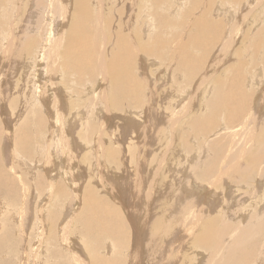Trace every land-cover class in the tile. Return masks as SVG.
<instances>
[{"label":"rangeland","instance_id":"obj_1","mask_svg":"<svg viewBox=\"0 0 264 264\" xmlns=\"http://www.w3.org/2000/svg\"><path fill=\"white\" fill-rule=\"evenodd\" d=\"M22 1H23V5L20 3ZM28 1H30V0H21V1L20 0H10L9 2H10V5L12 4V6H10L7 9V7H4V8L1 7L3 2L0 0V4H1L0 5V22H1V20L3 22V24L0 23L1 24V26H0V37H1V39H0V60H1L0 65H3L4 63H6V65L5 64L3 65V66H5L4 68L0 66L1 67L0 68V73H1V75H0V89H1L0 93L3 89L8 88V86H7L8 84L10 85L14 81L18 82V83L14 82L15 83V84L13 83L14 85L18 84V86L21 87L22 91L26 92L25 89H23L21 86L22 85L21 77H24V73L20 72L23 70L22 65L20 63H17L16 67H18V68L15 67V69H16L15 70V69H13L12 64H10L11 62H13L12 61L13 55H11L13 53L12 48H15V46L17 48L19 46V44L15 43L16 45H14L9 34L12 32L10 35L13 38L14 31H16L15 32L16 35L19 34V36L23 33L22 34L23 36L21 35L22 39L25 37L26 38L30 37V40L35 39V38H33L32 35L33 34L36 35V31L34 30V28L31 29L32 27H30V26H32L31 23H33V20L35 18V12L33 11L32 14L30 13V15H29V13H28L29 11H27V10L34 8L33 6L35 4L32 5L31 3H33V2L30 1L31 2L30 3ZM108 1L109 0H107V3H108ZM123 1L122 0H112V2L111 1L109 2V5L107 4L109 12L111 14L108 12V10H106L105 16H108V14L113 16V17H111L112 21L110 20L108 22L109 27L112 29L108 28L111 31L107 30L105 27L106 24H104V29H106V30H103V31L107 34L111 33L113 31V28L115 31H117L116 30V29H118L117 25H119L120 20H121L120 17L118 16L119 12L122 13L124 11L122 13V17H124V21L127 23V17L130 16L131 20L128 21V23H131L132 19L135 22L134 29L129 31V32L132 31L130 33V36H131L130 38H132L133 35L135 37V35L141 31L140 27H138V24L136 21V16H137V14L140 13V8L143 7L144 5L142 4V0H134V1L123 0ZM149 1H151V0H149ZM166 1L171 2L172 0H166ZM191 1L192 0H186V1L185 0L184 1L183 0H176V3L174 4L173 8L175 10L177 7V11H175V12H181V13H173L172 12L173 14L172 13L171 14L174 16L172 18H174L176 20H181V19L186 20L187 19L186 16H189L191 21H192L193 15H199V14H193L190 16L191 11L188 8H189V5L191 4ZM248 1L249 0H247V2ZM94 2H95V0H94ZM134 2H136V3H134ZM20 4H21V6H20ZM248 4H249L248 7L246 5L243 6L242 12H245L248 8V10L250 9L252 11V15L255 12L260 13L259 17H261V20H262L264 18V0H250ZM196 5L197 4L194 3L193 7L195 8ZM245 6H246V8H245ZM71 7H73V6L70 4L69 10H68L69 13H70V11L73 10V8L70 9ZM132 7H133V9H132ZM117 8L119 10L121 9L123 11L121 12L118 10V12H117ZM166 9H171V8H166ZM166 9H165V11H166ZM196 9L197 8H195V11H196ZM4 10H6V12ZM129 10L131 12H129ZM24 11H26V12L24 13ZM87 11H88L87 12V19L89 20V15L92 12L90 10H87ZM132 11H133V13H132ZM165 11L159 10V8H158L155 10L154 13L157 15L160 14L161 17L164 14L163 15V17H164L165 14L167 13V11H166V13H165ZM236 11H239V10H235V12ZM57 12H58V10L56 11V14H55L56 15L55 16L56 22L54 21V25L57 22H60L63 24L65 23V25H66L65 19H68L70 17L69 15H71L72 12L70 14L68 12H66L67 14H65V15H67V18H66V16L63 17L60 14L62 16V19H60L61 16L58 15ZM158 12H159V14H158ZM54 13H55V11H54ZM59 13H60V11H59ZM168 13H170V12H168ZM168 13L166 14L165 17L169 19ZM222 13L224 14V12H221V14ZM33 14H34V16H33ZM114 14H115V16H114ZM220 16L221 15H219L217 20H220L222 18V20H221L223 22L222 28L224 30V31L220 30V32H223L225 35L222 33L223 35L220 36L221 38H218V36H217V42H219V43L212 45V46H214L213 48L211 46L212 50L209 48L212 52L211 54L209 52V49L207 51V53L209 52L208 54H210V56L207 55V53H205L206 51H203V53H204V54L202 53L203 55L209 56L208 57L209 61L207 60L208 61V62H206L207 64L204 63L205 66H203L202 68H199V65H198L193 70L185 69V70H179V71L176 70L175 71L171 67V62L170 61L167 62V60L164 59L163 64L159 65V69L154 71L151 68V66L148 65V61L145 60V59H147V57H144L145 59L143 58L144 53L142 55H140L141 53L139 54L140 55L139 58L142 57V59H143L141 63L146 64L149 69L147 68L148 72L145 73V77H144L145 80L146 79L147 80L143 82V84L147 85V86L143 85L146 88L143 87L142 88L143 90L140 91L141 94H140L139 98H141V96H142V101H141V99L136 100V103H134V105L132 104L133 102H131V104L129 102L130 101L129 99L134 97L130 90L128 91L129 98L127 100L121 99L120 102L114 103V105H113V103L111 102V99L108 97L109 94L111 95L110 90H112V85L109 83L108 80L106 81L104 79L105 81L102 83V88L104 86V100L106 99L105 100L106 104H107L106 106L111 108L110 110H109V108L105 107V105H103V107L100 106L98 98L96 99L98 101H95L94 96L97 93V92L95 93V90H93V92L91 93L89 91L82 89L83 87L81 85H79V83L77 81L78 77H79L78 74H76L77 75V78H76L75 76L71 75L69 73V71L68 72L66 71L67 73H69V75L66 72H64V73L56 72V74H57V76H56V74L54 72L55 67L53 68V70L49 71V72H51V75L49 73H47V75L44 74L47 77V83H46V85H43L44 86L43 88H45V90H47V91L49 90L48 94H50L49 98L51 99L49 101H51L53 104L56 103L55 106L57 108L60 105L58 103L59 102V99L57 98L58 95H59V97H61V96L63 97L64 94H65V96H66V94H68L65 87L69 86L71 88L72 92L75 93L76 95H77V92H79L80 90L83 92L79 95V98H82V99L78 100V102H76L77 101L76 97H73V98H68L67 96H66L67 98L65 97V101L66 102L69 101V106H74L73 105V103H74V104H77V106L79 105L78 107H82V108H80V109L77 108V110L78 111L80 110L79 112H81L80 114H79V112H78V114L76 113L77 117L75 116L76 121L79 119V116H80L79 123L76 122L77 128L75 125H73V127L71 128L72 131L70 130V131H66V132L63 131L64 133L62 132L63 135L66 133L67 137H69L68 139H66L67 141L65 143V144H68L69 146L68 145L65 146V144H63V143L62 144L60 143V146H58L59 145V143H58V145H56V146H58L57 149L59 147H61V145H62V147L58 149V151L60 152L59 154H58V152H56L55 154L51 155L50 152L48 151V147L46 145V142L48 141V137H49L50 132H47L46 134H44L45 136H42V139H41V137L38 136V134L34 131V129H36V126H35V124H33V121L36 119L38 120V117H39L38 108L35 105H33L31 107H27L26 103H24L25 106H23L22 101H25V100H22L21 105H20L18 93L15 96V93L13 91H11V92L14 93V95L12 93H10V95L12 94L11 96L9 95V98L11 100H8V102L11 101V103H12L10 105L11 107L9 106L8 102L4 103V106L6 108H8L9 110L11 109L10 110L11 115L13 114L12 117L10 116V120H12L13 122L12 123L9 122V123H11V125L14 127V123L16 122V125L14 128H16L17 126L18 127L20 126V128H18V130L20 129L19 132H21V133L19 134V132H18V134H17L20 136L23 132L22 127L26 126L25 125L26 123L29 124L30 128H28V126H26L28 128L26 132L29 131V135L27 134L28 135L27 144H29L28 147L26 148L27 150H25V148L23 146H22L23 149H21V147H20L21 144L26 142V141L19 142L20 139L22 138V136H24V138L26 136L22 134L21 137L19 136L20 137V139H19L18 136L15 134V131H17L16 129L13 133V140L15 142L16 139L18 138L17 142L14 143V144H16V148H18V149H17V152H16V150H14L15 148L12 149L13 148V144H11V143H13L11 141L12 135H11V133L8 132V129L10 127L9 128L7 127V126H9V123H8L9 120H7V115H6L8 113L5 114V112H3L4 108H3V105L1 104V103H3V101L0 102V104H1L0 105V110H1L0 111V119H1L0 120V127H1L0 128V132H1L0 133V140H1L0 143H2V147L0 145V151H1L0 154L2 155V156H0V167L2 166V168H4L6 171H8L10 173V175L16 180V182L14 181L15 183L11 181L7 186L0 185V204H1V199L4 202L6 201L5 204H7V201H8V203L10 201H12L13 196H14V197H16V198H14L16 201H15V206L14 205L13 206L15 208H17V206H22V205L24 206V207L18 208V209L23 210L22 219H24V216H25V219L22 220V225H21L22 227L20 229H22L24 232L26 226L28 227V229H27L28 242H30V240L32 239V235L35 232V229H42L43 228L44 229V231H43L44 232V239L46 240L47 236L49 235V232H51L53 230V227H54L55 230H53V233H55V239H47L44 242V245L42 246V248L44 246H46L47 250H51L53 247H55L56 249H60L62 252H64L65 248L59 243V239L62 236L66 235L65 229H67L66 227L68 226V224H70L69 225L70 229L68 231H70V233L72 235H71V239H69V240L71 243L74 244V248L76 250H78L77 248L81 247L79 253L82 254V256L84 255L83 252L85 253V250L83 247H85L88 250H92L95 247H97V251H99L100 249L105 250L106 248L110 247V242H112V244L114 245V247L117 250H120L123 248L122 249L123 252L122 253L116 252L117 254L114 256L113 255L114 252L110 251L111 253L107 254V255H112V257H114V258L117 257L118 258V259L116 258L117 260H119V258L124 259L125 262L123 264H125V263L126 264H138L139 263L140 264V261L141 262L144 261L141 264H146V263L147 264H150V263L151 264H205V263L207 264V262L209 264H213V263H216V261L218 262V260H220V259H221V261H219L217 264H223V263L224 264H226V263L234 264L235 263V262L233 263V261L231 259H229V256L231 257V255L227 253L228 249L231 250V245L229 246V244L235 243L234 240L236 238H238V237L242 238L243 237V234H242L243 232L240 233L241 231H239V230H241L243 227L246 228V225H248V223L250 222L249 219H251V217H254V216H252L254 212H255L254 214H256L257 210L263 211V207L261 206L260 203L262 202L261 200L264 199V192L262 194V191H261V194L263 196L259 193V195L256 194L257 196L255 195L253 197L248 193H250L252 191V189L254 191H256L258 188L264 190V183H263L264 182V175H262L264 173H263V171H261L262 173L260 172V170H263V168H264V164H263L264 160H262V159H264V154H263V156H260V157L257 156V152H259L260 148L262 150H264V148H262L264 145L260 147L261 142L264 139V133H263L264 132V113H263L264 108H262L263 110L259 112L260 117L256 116V118H254V116L251 115L252 113L249 110L255 106L254 103H256V99L254 102V97L259 93L258 91H261V89H262V92H261L262 95H260V96H262V97H258V95H257V97H258V101L262 98V100L260 101L261 104L259 103V105L260 106L263 105V107H264V91H263L264 90V82H262L261 84L259 82L256 83L257 86L260 85L259 89L254 84H251V83H253L254 79L250 81L251 83L249 81H247V85H244L247 92L249 90L250 91L255 90V92H250V93H252V94L254 93V94L251 98V101L248 102L249 104H247L248 105L247 108L251 114H249V113L247 114L249 117L247 115H242V117H239L237 119L234 117L235 119L234 118L233 119L235 121L238 120L239 122L234 123L235 124L234 125L232 123L235 121L234 120L231 121L230 123H228V125L230 124L229 125L230 128L227 127L226 122L223 120L224 119V117H223L224 113H219L218 112L219 109L216 110V107H218V105H220V106L222 105L224 108H227V107H225L226 105L224 106L222 103L218 104V100L220 98H223L221 94H223V96L225 98V95H224L225 92L224 91H227L226 92V95H227V93L232 90L231 87H230L231 89L228 88V85L229 86H233V85L227 84L228 82L230 83V79L232 77L230 76V78H227V76H226L228 82L225 84L223 83V86H221V87L218 85H220V82L222 83V82L227 81V80H225L224 76L227 74L229 76V74H230L225 69L226 67L228 68L229 65H227V64H229V62L235 66V64L238 62H240V63L244 62L243 64L245 65V63H247V61H249V59L252 55L251 48L249 50H247L249 43L256 42V45H258L259 43L262 42L260 45L264 44V21H261L259 18L257 20L256 19L257 16L255 15L254 19H256L257 22H255L251 26L249 22H248L249 23L248 24L246 21L242 20V17L240 18V16H241L240 13H237V18H236L237 22L236 23H238V25L236 23H234L233 25H229L225 22V18L223 19L222 16L220 18ZM209 17L211 19H214L217 16L214 17L213 13H212V15H210ZM21 18H22V20H21ZM117 18L120 20H118ZM27 20L30 21L29 28L24 30V27H25L24 23L26 24ZM63 20H64V22H63ZM124 21L122 23L123 25H124ZM191 21H190V23H191ZM153 22H155V20ZM4 23H6V25H4ZM160 23H162V22H160V20H157L156 23H154V25H157ZM63 24L61 25L62 27H63ZM91 24H93V23H91ZM3 26H5L7 28L4 27L5 28V30H4ZM61 26L58 28L59 31L62 28ZM232 26L234 27L233 28L234 30H231ZM47 27H48V25H47ZM99 27H101V25ZM136 27L140 31H138V29ZM236 27L237 28L240 27V28L236 29ZM227 28H230V30ZM12 29H14V31ZM6 30L9 31L8 32L9 34L7 33ZM22 30H24V31H22ZM43 30H44L43 34L45 35L46 34L45 28H43ZM47 30H48V28H47ZM3 31H6V32H3ZM126 31L127 30H125V32ZM189 31H191L190 28H188V30H187V28H184V30H183L184 34H183L182 39H183V41L184 40L185 41L184 42L181 41V42H183L182 44L188 46V48H186V49L189 50L188 52H190L191 55H193L195 57L194 60L196 61L197 57L200 56L199 54H201V52H200V49L198 47L193 48L191 46V44H189V43L187 44V39L190 36L187 38L186 37L187 35H185V32L187 34V32H189ZM248 31H249V33H248ZM32 32H34V33H32ZM154 32L157 33V29H154ZM220 32H217V33L219 34ZM245 32H247L246 33L247 35L245 34ZM47 33H49V32L47 31ZM121 33H122V31H121ZM160 33L162 34V31H160ZM233 33H234V35H233ZM259 33H261L262 35H260ZM142 34H143V32H142ZM171 34L172 33L169 32L166 35L170 36ZM248 34H249V37L247 38ZM253 34H255V35H253ZM52 35H50V36H52ZM230 35H231V37H230ZM56 36H57V33H56ZM34 37H37V36H34ZM242 37H244V39ZM96 38L98 39L97 41H99V36H96ZM162 38H163V36H162ZM246 38L248 39L247 41L245 40ZM218 39H219V41H218ZM1 40L3 41V43ZM33 40H31V41H33ZM256 40H259L260 42L259 41L257 42ZM8 41H10V42H8ZM150 41H151V39H150ZM150 41H148V40H146V38H144L143 42H141V43L144 45V48L149 50V49H151L152 43H154L153 40L151 42ZM221 41H222V43H221ZM223 42H224V44H223ZM228 43H229V45H227ZM235 43H236V45H235ZM12 45H14V46H12ZM28 45L27 46L30 48L29 43H28ZM110 45L111 44L107 45L106 47L110 48L109 47ZM224 45H225V48L221 49L222 48L221 46H224ZM226 45H227V47H226ZM230 45H232V47H230ZM172 47H173V49H175L173 45H172ZM235 47H236V49H238V51L235 49ZM244 47L246 49H244ZM241 48H243V49H241ZM253 48H255V47H252V49ZM256 48H260V47L257 46ZM166 49H167L166 46L163 47V50L161 52L167 53ZM260 49H262V46ZM222 50L223 51L226 50V51L223 52ZM220 52H222L221 53L222 56H225V59H223L222 56L220 55L221 56L220 60L216 59V65L211 68L210 65H212L215 55L217 53L220 54ZM240 52H242V53H240ZM228 53L231 55H229ZM259 53H260V54H258L259 57L258 58L256 57L255 59H253V61L254 62L256 61V63L258 62V64L261 63L263 65L262 67L264 68V59H263L264 55L261 54V51ZM173 54H176V51L173 50ZM23 56L25 57L24 52L22 54H20V57L22 58V60H25V58H23ZM244 56H246L247 58ZM228 57H230V60L228 59ZM231 57L233 58V60ZM241 57H242V59H241ZM245 59H247V61H245ZM34 60H35V58H34ZM242 60H244V61H242ZM218 61H221V62L224 61L226 64L225 63L221 64V62H218ZM233 61H235V62L233 63ZM7 63H9V64H7ZM223 64H224L225 68L223 67ZM8 65H10L9 70H8ZM60 65H61V63H60ZM244 65H242V66H244ZM11 67L14 70L13 74H11L12 72L11 73L9 72V71H12ZM168 67H170V68H168ZM250 68H251V66H250ZM44 69H45V67H44ZM208 69H210V70H208ZM214 69L215 70L223 69V70H219V71L214 73V71H215ZM230 69H229V71H230ZM254 69L257 71L256 68H254ZM254 69H253V72H254ZM63 70H65V69H63ZM63 70H61V72ZM170 71H171V73H170ZM206 71L210 72V76H212L213 83H212V81L209 84L204 83L203 76L206 73ZM223 72L225 75L223 74ZM21 73L23 74V76L20 75ZM212 73H214V74L212 75ZM59 74H61L62 76ZM218 74L221 76L220 77L221 79L223 77V79H224L223 81L221 80L220 82H218L219 81V80H217V78L219 79ZM254 74H256V72H254ZM263 74H264L263 70H262V72L259 71V74L258 75L256 74L255 78H256V76H258V78H257L258 81L259 80L261 81L264 79ZM85 75L86 74H84V77L81 76L82 79L79 78L80 79L79 81H81V80L84 81L85 79H87V76H85ZM52 76L53 77L56 76V77L53 78ZM146 76L148 78H146ZM64 77L67 79L69 78V80H68L69 82ZM97 77H98L97 79H99L100 75ZM50 78H51V80H50ZM215 78L217 81L215 80ZM7 79H8V81H6ZM16 79H18V80H16ZM52 79L53 80L55 79L54 82L55 81H57V82L54 83L52 81ZM64 80L66 82H64ZM24 81H27V80L25 79ZM33 81H34V83H33ZM44 81H45V78L43 77V75L37 79V83L39 86ZM59 81L61 83H63L64 86H61ZM72 81H74V83ZM20 83H21V85H19ZM48 83H50L51 85ZM56 83H57V85H56ZM215 83L216 84L219 83V84L216 85ZM31 84H36L35 80L32 79ZM151 84H153V85H151ZM213 84H215V86ZM5 85L7 86L6 88H5ZM55 85H56L57 90L54 87ZM60 86H61V88L62 87L63 88L61 89ZM156 87H158V88L156 89ZM11 88H12V86H11ZM73 88H75L76 90L74 89L75 90L74 91ZM98 88H100V86L96 87L97 90H99ZM78 89H80V90H78ZM93 89H94V86H93ZM153 89L155 91H153ZM105 90H106V92L108 91L107 92L108 95L105 93ZM6 91H7V89H6ZM54 91H55V93H54ZM142 91L144 94H142ZM145 92H146V94H145ZM213 92H215V93H213ZM42 94H45V95H43L42 98L48 96L44 92H42ZM122 94L123 93H120V95H122ZM86 95H88V96H86ZM1 96L2 95H0V97ZM80 96H82V97H80ZM0 100H1V98H0ZM4 100H5V97H4ZM17 100H18V102H16ZM90 100L93 102H91ZM94 101L96 102V105H95ZM105 101H104V103H105ZM46 102H48V101H45L44 103H46ZM79 102H81V105ZM89 102H91V103H89ZM110 102L114 107L112 105L110 106ZM35 103L37 106L39 105L40 108L43 105V103H42V105H40V103H38V102H35ZM57 103H58V106H57ZM88 103H89V106H88ZM90 104H92V105L94 104V105L92 106ZM139 104H140V106H139ZM18 105L21 107V110L19 109L20 107ZM86 105L90 109H88ZM132 105L134 107H131ZM214 105H215V108H214ZM84 106L86 107V110H85ZM121 106H123V107H121ZM15 107H16V109H15ZM100 107H101V109H100ZM120 107H121V110H120ZM29 108H30V110H29ZM59 109L56 113L58 115V118H60V116L62 114L61 110L59 112ZM82 109L86 111V115H84L85 112H83ZM91 109H92V111H91ZM114 109L121 111V112L113 111ZM16 110L19 111L18 112L19 115L21 114L20 115L21 117L19 120H16L17 118L14 115V113H17ZM26 110H28V111H26ZM31 110H32V112H31ZM212 110H216V111L212 112ZM254 110H256L255 107H254ZM137 111H138V113H141V114L138 115ZM58 112H59V114H58ZM122 112H124V113H122ZM32 113H33V115H32ZM36 113H37V115H36ZM40 113L42 114V112H40ZM44 113L45 112L43 111L42 116H45ZM262 113H263V115H262ZM87 114H89V115H87ZM134 114H135V116H134ZM212 114H215V116H217V118L215 116H213ZM5 115H6V118H5L6 120L4 118H2ZM24 115L26 117L28 115V117L24 118L23 117ZM34 115H36V116H34ZM65 115L66 114H64V115L62 114V116H65ZM243 116H247V119H245L246 117H243ZM30 117H32V118H30ZM83 117L87 121V124H85L86 127H88L87 129L84 125L85 120ZM21 118H23V119H21ZM243 118L245 119V121H248V122H244ZM27 119L31 120L32 122L31 121L28 122ZM61 119L62 118H60V120ZM203 119H205V120H203ZM239 119H243V120H241V122L243 121L244 124L241 123ZM24 120H26V121L24 122ZM65 120L66 119H64L63 122ZM222 120L224 121V123ZM219 121H220V124L218 123ZM61 122L62 121H60V123ZM197 123L199 125H203L204 127L203 126L199 127V125H197ZM214 123L215 124L218 123V124L215 125ZM31 124L33 125L32 127H31ZM164 125H166V127ZM150 126H151V128H150ZM196 126H198V127L196 128ZM212 126L214 127V129H212L213 128ZM217 126H219V127H217ZM84 128L86 131H88V134L86 133V131L84 132ZM233 128H234V130H233ZM236 128H238V129H236ZM30 129H32V130H30ZM75 129L76 130L78 129V130L76 131ZM166 129H167V131H166ZM202 129H203V132L201 133L200 131H202ZM205 129L208 131H206ZM73 130H74V132H73ZM161 130H164V132H160ZM78 131L81 132V134L79 133V135H77L78 133H76V132H78ZM192 131L195 132L196 134H194ZM197 131L199 132V136H197V134H198ZM71 132H73L74 134L73 133L71 134ZM83 132H84V135L82 134ZM156 132H157V134H156ZM214 132H216V133H214ZM163 133H165V134H163ZM209 134H211V135H209ZM160 135H161V137H160ZM64 136H66V135H64ZM44 137L47 140H44ZM67 137H65V138H67ZM88 137H90V138H88ZM92 137H93V139H92ZM24 138H22L21 141H23ZM26 138L24 140H27ZM73 138L78 139V141L73 139ZM69 139L71 142L69 141ZM183 139H184V141H183ZM43 141H44V143H43ZM75 143H76V145H75ZM78 143L80 145H77ZM91 143L92 144L93 143L94 144L99 143V144L98 145L96 144L95 146L94 145L90 146ZM169 143H170V145H169ZM72 144H73V146H72ZM143 144H144V146H143ZM9 145H10V149L13 150L12 152L15 151L14 155L12 154L11 151H10L11 154L9 153V151H8ZM37 146L40 147L41 151H38V152L35 151ZM81 146H82V148H80ZM42 147H44V148H42ZM64 147H66V149ZM67 147L70 148L71 152L69 151V149H67ZM83 147L85 149H83ZM4 148L7 150V152L3 151V150H5ZM62 148L64 150H66V152L63 150L60 151ZM206 148H207V150H206ZM204 150H205V152H204ZM44 151L48 155L46 153H44ZM39 152H41V153H39ZM52 152H53V150H52ZM61 152L62 153L64 152L63 153L64 155ZM246 152H248V153H246ZM43 153H44V155H46L48 157L46 158V156H44ZM66 153H67V155H65ZM98 153H99V155H98ZM229 153H231V155ZM241 153L242 154L246 153L247 155H245V154L242 155ZM17 154H18V156L19 155L20 156L18 157ZM238 154L239 155L241 154L240 156L242 158L244 156L246 158H249V160L251 158H254V157H256V159L259 158L258 164H259V166H262V167H260L261 169L260 170L258 169V167H257L258 164H256V163H255L256 169L252 166H251L252 167L251 168L249 165H245L246 163L248 164L249 161H247L246 158L244 157V159L246 161V162H244V159H242ZM22 155H23V158L21 157ZM41 155H43V156H41ZM49 155H51V156L49 157ZM71 155H73V157H71ZM232 155H233V158L231 157ZM235 155H237V156H235ZM9 156H10V158H9ZM11 156H12V158H11ZM214 156L217 157V159ZM218 156H219V159H218ZM3 157H4V160H3ZM14 157H16L19 161L18 160L16 161L15 160L16 158H14ZM59 157H60V159H59ZM237 157L239 160H237ZM19 158H21L23 160H21ZM235 158H236V160H235ZM25 159L26 160L29 159L28 163H32L33 165H36L33 172H32V170H30L26 166L27 165L26 163H22V161L24 162ZM46 159L47 160L49 159V162ZM52 159H53V161H52ZM221 159H223L224 161ZM12 160L13 161L15 160L16 163L17 162H19V163H17V165H16V163L13 162ZM65 160H66V162H64ZM67 160H68V165H67ZM97 160H99V162ZM240 160H242L243 162L242 161L240 162ZM33 161H34V163H33ZM50 161H52V164H54L53 166H51L52 164L50 163ZM220 161H222V162L220 163ZM229 161L231 163L236 162V164L238 166H235L236 164L232 165L231 163H229ZM199 162H201L202 164ZM214 162H216V163H214ZM237 162H240V163H237ZM7 163H9V164H7ZM12 163H14V164H12ZM45 163H48V164H45ZM64 163L66 166L64 165ZM224 163H226V164L224 165ZM260 163H261V165H260ZM144 164H146V165H144ZM195 165H197L199 169ZM193 166H195V167H193ZM209 166H210V168H209ZM211 166L213 169L211 168ZM48 167L49 168L50 167L56 168L52 172L51 175L46 174V168L48 169ZM231 167H233V168L235 167L236 170H238L237 168H239V170L236 171L235 169H232ZM242 167H244L242 169L243 171L246 170V172H244V174L241 170ZM10 168H12V169H10ZM64 168L67 172H65ZM207 168H209V169H207ZM192 169H194L195 171ZM231 169H232V171H230ZM250 169H253V170H250ZM204 170L206 172H208L207 170H210V172H212V171L213 172L212 173L208 172L209 176L207 177L208 173L206 175V172H204ZM217 170L219 171V173ZM239 171L241 172V174L239 173ZM250 171L252 173H250ZM236 172H237V174L235 175ZM247 172L250 174H248ZM258 172L261 175L260 174L258 175ZM3 173L4 172L2 171L0 174L3 175ZM65 173H69L68 178H67V175ZM220 174H221V176H220ZM232 174H234V176ZM238 174H240L241 176L240 175H239L240 177L237 176ZM194 175H196V177ZM223 175H225V176H223ZM256 175H258V176H256ZM205 176L207 179H205V178L203 179V177H205ZM232 176H233V179H230ZM2 177L5 178V175ZM65 177L67 178V181L65 180ZM234 177L236 180L234 179ZM238 177L241 178V179H239L241 181L240 186L237 185L238 183H240L239 180H237ZM249 177L251 178V183L249 181L250 180ZM228 178H229V180H228ZM247 178H249V180ZM212 180L214 181V184H213ZM232 180H234L233 183H232ZM143 181H144V183H143ZM236 181H238V182H236ZM187 182H190L191 184H189ZM245 182L247 184H245ZM194 183L197 185H195ZM256 183H257V185H256ZM192 184H193V186H192ZM148 185H152V186H148ZM236 185L238 188L236 187ZM182 186H183V188H182ZM202 187H204V188L202 189ZM59 188H61L62 190ZM85 188L86 189L92 188L93 191H90V193L97 199L103 198L107 202V204L110 207L112 206V209H114V211L116 212V215L118 216V218L121 222V228L118 229V232L117 231L115 232V236H105V235L98 236V233L95 231V227L99 223L98 218L101 216L100 213H98L92 217V219H93V220H91V221H93L92 225H90V224L86 225L85 220L86 219L90 220V218H87L88 216L86 215V212H84L85 210L83 208L85 192H86ZM247 188H249V189H247ZM136 189H138V190H136ZM179 190H181L183 192H180ZM247 191H248V193H247ZM173 192L174 193L177 192V193L173 194ZM191 192L193 194L197 193L195 195L197 198H195V196L193 194H191ZM14 193H15V195H14ZM243 193L244 194L247 193L246 194L247 196L244 195ZM186 194H187V196H186ZM190 196H192V197H190ZM77 198L79 201L78 203H77ZM186 198H189V199H186ZM171 200H172V202H171ZM174 202H175V205H174ZM189 202H190V206L188 204ZM263 203H264V201H263ZM177 205H178V207H177ZM238 205H239V207H238ZM174 206H176L177 208L175 207L176 209H174ZM197 206H198V208H197ZM236 207H237V209H236ZM190 209H192L191 210L192 212L190 211V213H189ZM193 209H196L197 211L193 212ZM228 210H231V211L229 212ZM239 210H241V211H239ZM226 211H228V212H226ZM236 211L239 213L241 212L240 213L241 215L239 213H237ZM184 212H186V213H184ZM231 212H232V214H231ZM234 212H236L235 214L237 216L234 214ZM5 213L8 214V212H4V214L3 213L2 214L5 215ZM40 213L42 214V216ZM176 213L178 216L176 215ZM191 213H195V215L193 214V217H191L192 216ZM202 213H204V216ZM7 214L4 216L5 221L3 219L4 217L2 218L3 215L0 216V219L3 220L2 221L3 224L5 222H7V223H5L4 226L1 222L0 223L3 226L2 229L3 230L6 229L5 233L8 235V234H10L8 231H10L12 233V231H14V228L17 226L18 222L16 221L17 219L15 217V216H17V214H15L14 217L11 216L12 211L9 212L10 215L9 214L7 215ZM187 214H188V216L186 217L185 215H187ZM189 214H190V216H189ZM217 214H219L220 217H218ZM33 215L36 216L35 220H33ZM81 215L83 217V220L81 219ZM261 215L264 216L263 214H261ZM261 215L257 217V220L259 217H261ZM6 216H8L7 218H10L9 221L8 220L6 221V219H7ZM10 216L12 217V219ZM158 217H159V219H158ZM175 217H177L176 219H178V220H176ZM28 218H31L29 221V225H27L28 224ZM156 218H157V221L155 220ZM172 218H173V220H172ZM182 218H183V220L185 218L186 219L188 218L187 220H184L186 223L183 224ZM37 219H39L38 223H37ZM161 219H162V221H158ZM211 219H213V220H211ZM11 220L13 222L15 221L14 222L15 225L13 224V222ZM207 220L212 221V222L215 221L212 223V225L213 224L216 225V227L213 225L214 228H216V231H215V235H216L215 240L216 241L214 244H217L218 249L220 251L214 247L209 248V245H207V246L205 245L207 248L205 246H202L203 248L200 247L201 249L198 248V246L196 245L197 241L195 240V236L201 235L200 233H205L207 231L206 227L204 226L206 224ZM163 221H166V222H163ZM187 221H188V224H187ZM8 222H10V223L12 222L11 224H12L13 229L11 228V230H10V228L7 225V224H9ZM52 222L54 223L53 226H52ZM103 222L104 221H102V223H99V225L103 224ZM163 223L165 224V226ZM225 224L227 226H225ZM149 225H153V226H149ZM160 225L162 227H160ZM230 226H231V228H230ZM84 227H85V229H84ZM148 227H150L149 230H148ZM151 227H153V228H151ZM159 227H160V229H159ZM226 227H227V230H226ZM236 227L238 228V232L240 233V235L237 232ZM107 228L110 229V228H113V226L111 227V225L110 226L107 225ZM151 229H153L152 231H154L155 233L156 232L159 233V234H157V233L155 234V235H158L159 239H158V237L155 238L153 240V245H152V243L148 244V246L152 245V247H150V246L148 247L145 244L149 238L148 232L152 233ZM161 230H163V231L161 232ZM203 230H206V231H203ZM261 231H262V234L260 235L259 233ZM261 231H259V233L257 234L258 238L256 236L254 237V239H256L257 241H263V239H261V238L264 237L263 236L264 230H261ZM227 233H229V235ZM232 233H233V235H232ZM235 233H236V235H235ZM116 234L118 235V237H116ZM160 234L162 235L161 238H160V236H161ZM45 235H46V237H45ZM96 235H97L96 238L99 237L98 239L95 238ZM226 235H228V236H226ZM12 236L14 237L15 233H12ZM174 236H175V238H174ZM219 236H221L223 238L225 237L223 240L225 242L219 243L221 241V238H219ZM234 236H236V238ZM17 237L19 238L20 241H22L21 236H19L18 234H16V236L13 239H16ZM233 237H234V239H233ZM243 238H245V237H243ZM72 239H74L76 241H73ZM160 240L162 242L164 241L163 244L160 243L161 242ZM23 241L26 242L27 238H24ZM23 241H22V243H23ZM190 241L191 242L196 241L195 245L192 244ZM257 241H255L256 244H258L259 246L261 245L260 247L263 248L262 242L257 243ZM189 242L191 243V245H194L196 247L191 246L189 244ZM22 243L20 242V244H22ZM243 243H244V245L246 244L245 239H243ZM47 244H50V245L47 246ZM142 244H144V245H142ZM219 244L221 245L220 246L221 249L219 248ZM156 245L158 247H156ZM189 245H190V248H189ZM103 246L105 247V249H103L104 248ZM165 246H167V248ZM223 246H224V249L226 251H221L223 249ZM142 247H143V249H142ZM171 247H173V248H171ZM204 247L208 252L204 249ZM140 248H141L142 252L140 251ZM151 248H153L152 249L153 251L151 250ZM163 248L166 251L164 253L165 255H167L168 253L170 254L168 258H164L165 257L164 255L161 256V254H163V252H164ZM169 248H170V250H169ZM191 248H194V249H191ZM247 248H249V247H247ZM156 249L158 250V252ZM143 250H145V251H143ZM149 250L152 252H150ZM171 250H172V252H171ZM256 250H257V248L255 249V252H257L259 250V248L257 251ZM137 251L140 254L136 253ZM2 252H4V251H2ZM99 253L103 256L105 255L104 253H102V251H100ZM132 253H133V255H132ZM214 253H217V254H215L216 257H214L215 256ZM229 253H230V251H229ZM46 254L50 256V252L41 251L39 253V257L41 258V257L47 256ZM141 254H143V256ZM150 254H152L154 256H152ZM256 254H255V256H256ZM0 255H2V254H0ZM10 255L11 256H9L8 259L11 261H14L15 255L13 256L12 253ZM131 255L135 256V257L137 256V257L134 260H132ZM222 256L224 259L222 258ZM126 257H128V258H126ZM148 257H150L151 259L149 260ZM162 257L164 259L161 260ZM207 257H208V260H207ZM209 257L210 258L213 257L214 262H212L213 258L210 260ZM217 257H220V258H217ZM57 258L59 261L61 260L60 257H57ZM140 258H143V259H140ZM146 258H147V262H146ZM215 258L217 259L216 261H215ZM45 259L46 258H41V261L43 262V260H45ZM154 259H155V261H154ZM55 260L56 259H50V260L46 261V263H51L52 261H55ZM152 260L154 261V263ZM150 261H152V262H150ZM210 262H212V263H210ZM252 262H253V259L251 261H249L250 264H252Z\"/></svg>","mask_w":264,"mask_h":264},{"label":"bare ground","instance_id":"obj_2","mask_svg":"<svg viewBox=\"0 0 264 264\" xmlns=\"http://www.w3.org/2000/svg\"><path fill=\"white\" fill-rule=\"evenodd\" d=\"M2 2V8H4V7H7V9L10 7V6H12V4L10 5V0H1ZM21 1V0H20ZM33 2V3H31V2ZM30 1H28V2H30L32 5H34L33 7L34 8H32V9H30V10H27V11H29L28 13H29V15H30V13L32 14V12L34 11L35 12V18H34V20H33V23H31L32 24V26H30V27H32L31 29H33L34 28V30L36 31V35L35 34H33L32 36H33V38H35L34 40L33 39H31V40H33V41H31L30 40V37L29 38H23L22 39V37H21V35L23 34H21L20 36H19V34L18 35H16V31H14V29H12L13 31H14V36H13V38H12V36L8 33L9 31L8 30H6L7 31V33L9 34V36H10V38L12 39V41H13V43H14V45H16V44H19V46L16 48V46H15V48H12L13 50V53L11 54V55H13V59H12V61L13 62H11L10 64H12V67H13V69H15V67H16V64L17 63H20L21 65H22V68H23V70L22 71H20V72H22V73H24V77H21V82H22V85H21V83L19 84V85H21L22 86V88L23 89H25V91L26 92H23L22 91V89H21V87H19L18 86V84H16V85H14L13 83H11L10 85L8 84L7 86H8V88H6L7 86L5 85V88L7 89V91H6V89H3L2 91H1V93H0V95H2L0 98H1V100H0V102H2L3 101V103H1L2 105H3V112H5V114L6 113H8V114H6L7 115V120H9L8 121V123L9 122H13L12 120H10V116L12 117L13 116V114L11 115V109L9 110L8 108H6L5 106H4V103H7L8 102V100H11L10 98H9V95H10V93H12L11 91H13L14 93H15V96L17 95V93H18V97H19V103H20V105H21V101L22 100H25V101H22L23 103V106H25L24 105V103H26L27 104V107H31V106H33V105H35L37 108H38V111H39V113H38V115H39V117H38V120L36 119V120H34L33 121V124H35V126H36V129H34V131L38 134V136H40L41 137V139H42V136H45L44 134H46L47 132H50V134H49V137H48V141L46 142V145H47V147H48V151L50 152V154L51 155H53V154H55L56 152H58V154L60 153L59 151H58V149L59 148H61L62 147V145H61V147H59L58 149H57V147L58 146H60V143L62 144H65L66 143V139H68L69 137H67V134L65 133L64 135H66V136H64L63 134H62V132L64 131V132H66V131H72V127H73V125H77V123H79V119H80V116H79V119L76 121V119H75V116L78 114V112L80 111H78L77 110V108H82V107H78L77 106V104H74L73 102V105L74 106H69V101L68 102H66L65 101V97L67 96L68 98H73V97H76L77 99V101L76 102H78V100H80V99H82V98H79V95L81 94V93H83L80 89H78V90H80L79 92H77V95L75 94V93H73L72 92V90H71V88L68 86V87H65L66 88V90H67V92H68V94H66V96H65V94H64V96L62 97H59V95H58V99H59V107L57 108L55 105H56V103L55 104H53L51 101H49V100H51L50 98H49V95L50 94H48V91L47 90H45V88H43L44 86L43 85H46V83H47V77L44 75V74H46L47 75V73H49L50 75H51V72H49V71H51V70H53V68L55 67V69H54V72H55V74H56V72H59V73H64V72H68L69 71V73L71 74V75H73V76H75L76 78H77V75L76 74H78L79 75V77H78V83H79V85H81L83 88V90H86V91H89V92H93V90H95V96H94V99H95V101H98V100H96L97 98L99 99V103H100V106H102L103 107V105H105V107H107L106 105V99L104 100V86H103V88H102V83L106 80H108L109 81V83L112 85V90H110L111 91V95L109 94L108 95V91L106 92V90H105V93L108 95V97L111 99V102L113 103V105H114V103H118V102H120V100L121 99H128L129 98V95H128V91L130 90L131 91V93H132V95L134 96V97H132L131 99H129L128 101L130 102V104H131V102H133L132 104L134 105V103H136V100H139V99H141V101H142V96H141V98H139V96H140V94H141V90H143L142 88L144 87V86H147V85H144L143 84V82L144 81H146L145 80V73L146 72H148L147 70L149 69L148 67H147V65L146 64H142L141 62H142V57L141 58H139V56L140 55H142L143 53V58L144 57H147V59H145V60H147L148 61V65L149 66H151V68L155 71V70H158L159 69V65H162L163 64V61H164V59H166L167 60V62H171V67L176 71H179V70H185V69H189V70H193V69H195L198 65H199V68H202L203 66H205L204 65V63L205 64H207L206 62H208L209 60H208V57L210 56V54L212 53L211 52V50H212V48L214 47V46H212V45H215L216 43H219V42H217V36H218V38H221L220 36H222L224 33L223 32H220V30H223V22L221 21L222 20V18H221V16L223 17V19L225 18V22L227 23V24H229V25H233L234 23H236L237 21H236V18H237V13H240L241 14V16H240V18L242 17V20H244V21H246L247 23L249 22L250 23V25L252 26L255 22H257L256 21V19L258 20V18L261 20V17H259L260 16V13H258V12H255L253 15H252V11L249 9L248 10V8H247V10L245 11V12H242V9H243V6L244 5H246L247 7H248V3H249V1L247 2V0H192L191 1V4L189 5V10L191 11V13H190V16L191 15H193V14H199V15H193V18H192V21H191V19H190V17L189 16H186V20H184V19H181V20H176V19H174V18H172V17H174L172 14L173 13H181V12H175V11H177V7H176V9L174 10V8H173V6H174V4L176 3V0H172L171 2H169V1H164V0H151V1H149V0H142V4L144 5H142L143 7H141L140 8V13L139 14H137V16H136V21H137V24H138V27H140V30L138 29V31H140L139 33H137L136 35H135V37H134V35L132 36V38H130L131 36H130V33L132 32H129L130 30H132V29H134V25H135V22L133 21V19H132V21H131V23H128V21H130L131 19H130V16H126L127 17V23L124 21V17H122V13L124 12L123 10H119L118 8H117V12H118V10L119 11H123L122 13H120L119 12V17H120V19H118V20H120V23H119V25H117L118 26V29H116L117 31H115L114 30V28H113V31L111 32V33H109V34H107V33H105L103 30H109V29H112V28H110L109 27V24H108V22L112 19L111 17H113V16H111V15H109L108 14V16H105L106 14H105V12H106V10H108V12H109V9H108V5H109V2L111 1L112 2V0H109L108 1V3H107V0L105 1V0H95V2H94V0H30ZM104 1V2H103ZM123 1V0H122ZM132 1H134V0H132ZM184 1V0H183ZM186 1V0H185ZM124 2V1H123ZM18 3V2H17ZM22 5H23V1L22 2H20ZM127 3V2H126ZM134 3H136V2H134ZM194 3H196L197 5L195 6V8H197L196 9V11H195V8L193 7V4ZM21 4H20V6H21ZM70 4L73 6V7H71L70 9H72L73 8V10L72 11H70V13H71V15H69L70 17L68 18V19H65L66 21V25H65V23L63 24V23H60V22H57L55 25H54V21H55V14H56V11L58 10V15H62L63 17H65L66 16V18H67V15H65V14H67L66 12H68V10H69V7H70ZM108 4V5H107ZM124 4V3H123ZM187 4V3H186ZM261 4V3H260ZM1 5V4H0ZM14 5V4H13ZM135 5V4H134ZM177 5V4H176ZM256 5V4H255ZM69 6V7H68ZM246 6H245V8H246ZM30 7V6H29ZM111 7V6H110ZM131 7V6H130ZM199 7V8H198ZM258 7V6H257ZM19 8V7H18ZM23 8V7H22ZM26 8V7H25ZM137 8V7H136ZM159 8V10H164L165 11V9L166 8H171V9H166V11H167V13L168 12H170V13H168V17H169V19L168 18H166L165 16H166V11H165V18L163 17V15H162V17L160 16V14H159V12H158V14L159 15H157V14H155L154 12H155V10L156 9H158ZM244 8V9H245ZM254 8V7H253ZM112 9V8H111ZM116 9V8H115ZM132 9H133V7H132ZM131 9V10H132ZM87 10H90L92 13L89 15V20L87 19ZM235 10H239V11H236L235 12ZM241 10V11H240ZM5 12H6V10H4ZM21 11V10H20ZM54 11H55V13H54ZM59 11H60V13H59ZM185 11V10H184ZM15 12V11H14ZM26 11H24V13H25ZM129 12H131L130 10H129ZM163 12V11H162ZM173 12V13H172ZM197 12V13H196ZM221 12H224V14L222 13L221 14ZM27 13V14H28ZM69 13V12H68ZM69 13V14H70ZM110 13V12H109ZM127 13V12H126ZM132 13H133V11H132ZM172 13V14H171ZM183 13V12H182ZM186 13V12H185ZM212 13H213V16L215 17V16H217V17H215L214 19H211L209 16L210 15H212ZM54 14V15H53ZM111 14V13H110ZM162 14V13H161ZM28 15V16H29ZM60 15V16H61ZM219 15H221L220 16V20H217V18L219 17ZM257 16L256 17V19H254V16ZM27 16V17H28ZM33 16H34V14H33ZM62 16L60 17V19H62ZM114 16H115V14H114ZM12 17V16H11ZM30 17V16H29ZM179 17V16H178ZM239 17V16H238ZM32 18V17H31ZM172 18V19H171ZM26 19V18H25ZM29 19V18H28ZM142 19V20H141ZM21 20H22V18H21ZM155 20V22H153ZM157 20H160V22H162V23H160V24H157V25H154V23H156V21ZM169 20V21H168ZM227 20V21H226ZM9 21V20H8ZM7 21V22H8ZM112 21V20H111ZM123 21H124V25L122 24L123 23ZM190 21H191V23H190ZM251 21V22H250ZM261 21H264V18L261 20ZM56 22V21H55ZM63 22H64V20H63ZM240 22V21H239ZM0 23H2L3 24V22H2V20H1V22ZM91 23H93V24H91ZM248 23V24H249ZM11 24V23H10ZM14 24V23H13ZM29 24H30V21H28L27 20V22H26V24L24 23V25H25V27H24V30L25 29H28L29 28ZM63 24V27L61 26ZM91 24V25H90ZM95 24V25H94ZM104 24H106V29H104ZM115 24V23H114ZM237 25H238V23H236ZM260 24V23H259ZM4 25H6V23H4ZM47 25H48V27H47ZM94 25V26H93ZM101 25V27H99ZM112 25V24H111ZM236 25V26H237ZM0 26H1V24H0ZM8 26V25H7ZM62 27L61 28V30L59 31L58 30V28L59 27ZM235 26V25H234ZM240 26V25H239ZM248 26V25H247ZM5 26H3V29L5 30V28H7V27H5ZM18 27V26H17ZM16 27V28H17ZM115 27V26H114ZM228 27V26H227ZM2 28V27H1ZM15 28V29H16ZM19 28V27H18ZM43 28H45V32H46V34L44 35L43 33ZM47 28H48V30H47ZM109 28V29H108ZM135 28V29H136ZM184 28H187V30H188V28H190L191 29V31H189V32H187V34H186V32H185V35H187L186 37L188 38L189 36V38L187 39V44L189 43V44H191V46L193 47V48H196V47H198L199 49H200V52H201V54H199L200 56L199 57H197V59H196V61L194 60V56L193 55H191V53L190 52H188L189 50H187L186 48H188V46H186V45H184V44H182L184 41H183V30H184ZM226 28V27H225ZM234 27L232 26V29L231 30H234L233 29ZM240 28V27H239ZM239 28H237L236 27V29H239ZM242 28V27H241ZM154 29H157V33L156 32H154ZM227 29H229L230 30V28H227ZM226 29V30H227ZM2 30V29H1ZM10 30V29H9ZM24 30H22V31H24ZM124 30V31H123ZM125 30H127L126 32H125ZM175 30V31H174ZM197 30V31H196ZM249 30V29H248ZM6 31H3V32H6ZM34 31V32H35ZM47 31L49 32V33H47ZM109 31H111V30H109ZM121 31H122V33H121ZM160 31H162V34L160 33ZM224 31V30H223ZM34 32H32V33H34ZM104 32V33H103ZM107 32V31H106ZM142 32H143V34H142ZM169 32H171L172 34L170 35V36H168V35H166L167 33H169ZM196 32V33H195ZM217 32H220L219 34L217 33ZM228 32V31H227ZM243 32V31H242ZM259 32V31H258ZM31 33V34H32ZM56 33H57V36H56ZM195 33V34H194ZM223 33V34H222ZM247 32H245V34H246ZM248 33H249V31H248ZM256 33V32H255ZM53 34V35H52ZM218 34V35H217ZM260 35H262L261 33H259ZM13 35V34H12ZM50 35H52V36H50ZM225 35V34H224ZM233 35H234V33H233ZM247 35V34H246ZM245 35V36H246ZM253 35H255V34H253ZM23 36V35H22ZM34 36H37V37H34ZM96 36H99V41H97L98 39V37L96 38ZM162 36H163V38H162ZM166 36V37H165ZM242 36V35H241ZM230 37H231V35H230ZM249 37V34H248V36H247V38ZM144 38H146V40H148V41H150V39H151V41L153 40V42L154 43H152V45H151V49H146V48H144V45L141 43V42H143V39ZM223 38V37H222ZM243 39H244V37H242ZM245 39L246 41L248 40V39ZM261 38V37H260ZM0 39H1V37H0ZM4 39V38H3ZM233 39V38H232ZM221 40V39H220ZM244 40V41H245ZM2 41V40H1ZM6 41V40H5ZM4 41V42H5ZM150 41V42H151ZM181 41H183V42H181ZM218 41H219V39H218ZM254 41V40H253ZM257 42L259 41V40H256ZM263 41V40H262ZM8 42H10V41H8ZM30 44V48L28 47L29 45H28V43ZM251 42V41H250ZM260 42V41H259ZM2 43H3V41H2ZM16 43V44H15ZM221 43H222V41H221ZM231 43V42H230ZM233 43V42H232ZM262 43V42H261ZM261 43H259L258 45H256V42H251V43H249V45H248V49L247 50H249L250 48H251V50H252V55H251V57H250V59H249V61H247V59H245V61H247V63H245V65L243 64V63H240V62H238V63H236L235 64V66L233 65V64H231L230 62H229V64H227V65H229L228 66V68L226 67H224V64H223V67L230 73L229 74V76H228V74L227 75H225L224 74V72H223V74L225 75L224 76V78H225V80H227V78H230V76L232 77L231 79H230V83L228 82V80L227 81H225V82H220L221 80L223 81L224 79H223V77H222V79L220 78L221 76L219 75V79L217 78V80H219L218 82H220V85H218V84H216V85H218V86H223V83L225 84V83H227V84H231V85H233V86H229L228 85V88H232V90L230 91V92H228L227 93V95H226V92L227 91H224L225 92V98H224V96H223V94H221L222 95V97L223 98H220L219 100H218V104H223L225 107H227V108H224L222 105L220 106V105H218V107H216V110H218L219 109V113H224V121L226 122V124H227V127L228 128H230L229 127V125H228V123H230L231 121H233L235 118L237 119V118H239V117H242V115H247L248 113L249 114H251V115H253L254 116V118H256V116H259L260 117V114H259V112L260 111H262L263 109L262 108H264L263 107V105L262 106H260L259 105V103H260V101L262 100V98L258 101V97H262V96H260V95H262L261 94V92H262V89H261V91H258L259 93L257 94L258 95V97H257V95L254 97V102H255V99H256V103H254V107L256 108V110H254V107L253 108H251V109H249L250 111H251V113H250V111L248 110V105L247 104H249L248 102H250L251 101V98H252V96H253V94L252 93H250V92H255V90H253V91H246V89H245V86L244 85H247V81H251V80H253L254 79V81H253V83H251V84H254L255 86H257V82H259L260 84L262 83V82H264V79L263 80H259L258 81V76H256V78H255V75L257 74H259V71L260 72H262V70L264 71V68L262 67L263 65L260 63V64H258V62L256 63V61L254 62L253 61V59H255L256 57L258 58L259 56H258V54H260L259 52L261 51V54L262 55H264V44L263 45H260ZM12 44V43H11ZM109 44H111L109 47L110 48H107L106 46L107 45H109ZM149 44V43H148ZM223 44H224V42H223ZM14 45H12V46H14ZM28 45V46H27ZM164 45V46H163ZM172 45L174 46V48L175 49H173V47H172ZM227 45H229V43L227 44ZM227 45H226V47H227ZM235 45H236V43H235ZM150 46V45H149ZM167 47V53H162L161 51L163 50V47ZM186 46V47H185ZM211 46H212V48H211ZM219 46V45H218ZM257 46H259L260 48H261V46H262V49H260V48H256ZM216 47V46H215ZM222 48L221 49H224L225 48V45L224 46H221ZM230 47H232V45H230ZM229 47V48H230ZM252 47H255V48H253L252 49ZM29 48V49H28ZM150 48V47H149ZM211 50H210V49ZM219 48V47H218ZM240 48V47H239ZM165 49V48H164ZM208 49H209V52H210V54H208L207 53V51H208ZM235 49H236V47H235ZM241 49H243V48H241ZM244 49H246L245 47H244ZM173 50L174 51H176V54H173ZM197 50V49H196ZM237 51H238V49H236ZM235 50V51H236ZM240 50V49H239ZM246 50V51H247ZM7 51V50H6ZM25 53V57L23 56V58H25V60H22V58L20 57V54H22L23 52ZM203 51H206L205 53H207V55H209V56H206V55H203L204 53H203ZM221 51V50H220ZM223 51V50H222ZM224 51H226V50H224ZM223 51V52H224ZM7 53V52H6ZM5 53V54H6ZM110 53V54H109ZM141 53V54H140ZM203 53V54H202ZM221 53L222 52H220V54L219 53H217L216 55H215V57H214V59H213V63H212V65H210L211 66V68L213 67V66H215L216 65V59L218 60H220V58H221ZM227 53V52H226ZM240 53H242V52H240ZM140 54V55H139ZM153 54V55H152ZM219 54V55H218ZM229 54V53H228ZM236 54V53H235ZM221 55V56H220ZM225 55V54H224ZM229 55H231V54H229ZM3 56V55H2ZM5 56V55H4ZM233 56V55H232ZM237 56V55H236ZM234 57V56H233ZM244 57H246V56H244ZM264 57V56H263ZM262 57V58H263ZM4 58V57H3ZM34 58H35V60H34ZM222 58L223 59H225V56H222ZM232 58V57H231ZM235 58V57H234ZM237 58V57H236ZM247 58V57H246ZM261 58V59H262ZM21 59V60H20ZM222 59V60H223ZM228 59L230 60V57H228ZM241 59H242V57H241ZM264 59V58H263ZM6 60V59H5ZM208 60V61H207ZM232 60H233V58H232ZM237 60V59H236ZM1 61V60H0ZM11 61V60H10ZM36 61V62H35ZM241 61V60H240ZM242 61H244V60H242ZM4 62V61H3ZM61 63V65H60V63ZM211 62V61H210ZM218 62H221V61H218ZM228 62V61H227ZM232 62V61H231ZM235 61H233V63H234ZM222 63H225L224 61L223 62H221V64ZM5 65H6V63H4ZM3 64V65H4ZM7 64H9V63H7ZM44 64V65H43ZM166 64V63H165ZM226 64V63H225ZM244 65V66H242V65ZM257 64V65H256ZM3 65H0L1 67H5V66H3ZM60 65V66H59ZM231 65V66H230ZM10 65H8V70H9V67ZM220 66V65H219ZM226 66V65H225ZM250 66H251V68H250ZM0 67V68H1ZM12 67H11V69H12ZM40 67V68H39ZM44 67H45V69H44ZM221 67V66H220ZM219 67V68H220ZM16 68H18V67H16ZM148 68V69H147ZM168 68H170V67H168ZM208 68V67H207ZM210 68V69H211ZM231 68V69H230ZM254 68H256L257 69V71L254 69ZM7 69V68H6ZM12 69V71H9L11 74H13V70ZM34 71H33V70ZM63 69H65V70H63ZM205 69V68H204ZM210 69H208V70H210ZM218 69V68H217ZM229 69H230V71H229ZM253 69H254V72H256V74H254V72H253ZM3 70V69H2ZM16 70V69H15ZM46 70V71H45ZM61 70H63L62 72H61ZM207 70V69H206ZM215 70V69H214ZM219 70H223V69H219ZM219 70H215L214 71V73L215 72H217V71H219ZM174 71V72H175ZM225 71V70H224ZM41 72V73H40ZM45 72V73H44ZM66 72V73H67ZM157 72V71H156ZM173 72V71H172ZM15 73V72H14ZM20 74L21 76H23V74ZM69 73H67L68 75H69ZM170 73H171V71H170ZM214 73H212V75L214 74ZM220 73V72H219ZM66 74V75H67ZM84 74H86L85 76H87V79H85L84 81H79L80 79H82L81 78V76L82 77H84ZM0 75H1V73H0ZM43 75V77L45 78V81L44 82H42L41 84H40V86L38 85V83H37V79L38 78H40V76H42ZM59 75H61V74H59ZM67 75V76H68ZM100 75V77H99V79H97L98 77L97 76H99ZM150 75V74H149ZM159 75V74H158ZM262 75V74H261ZM56 76H57V74H56ZM56 76H54V77H56ZM62 76V75H61ZM226 76H227V78H226ZM19 77V76H18ZM50 77V76H49ZM53 77V76H52ZM53 77V78H54ZM66 77V76H65ZM64 77V78H65ZM202 77V76H201ZM215 77V76H214ZM218 77V76H217ZM80 78V79H79ZM146 78H148L147 76H146ZM163 78V77H162ZM263 78H264V74H263ZM4 79V78H3ZM26 79L27 81H24V80ZM32 79L33 80H35V83L36 84H31V81H32ZM58 79V78H57ZM56 79V80H57ZM65 79H67V78H65ZM105 79V80H104ZM140 79V80H139ZM151 79V78H150ZM149 79V80H150ZM260 79V78H259ZM14 80V79H13ZM16 80H18V79H16ZM50 80H51V78H50ZM55 80V79H54ZM54 80L52 79V81L54 82ZM69 80V78L67 79V81ZM159 80V79H158ZM163 80V79H162ZM203 80H204V83H207V84H209L211 81H212V83H213V79H212V76H210V72L209 71H206V73L204 74V76H203ZM215 80H216V78H215ZM216 80V81H217ZM6 81H8V79L6 80ZM39 81V80H38ZM202 81V80H201ZM41 82V81H40ZM55 82H57V81H55ZM54 82V83H55ZM60 82V81H59ZM64 82H66L65 80H64ZM69 82V81H68ZM73 83H74V81H72ZM176 82V81H175ZM18 83V82H17ZM33 83H34V81H33ZM258 83V84H259ZM48 84H50V83H48ZM60 84H61V86H64V84L63 83H61L60 82ZM63 84V85H62ZM99 84V85H98ZM146 84V83H145ZM158 84V83H157ZM160 84V83H159ZM215 84H213L214 86H215ZM249 84V83H248ZM37 85V86H36ZM51 85V84H50ZM56 85H57V83H56ZM56 85L54 86L55 87V89L57 90V88H56ZM67 85V84H66ZM144 85V86H143ZM151 85H153V84H151ZM250 85V84H249ZM11 86H12V88H11ZM61 86H60V88H61ZM93 86H94V89H93ZM97 86H100V88H98L99 90H97L96 89V87ZM213 86V87H214ZM252 86V85H251ZM254 86V87H255ZM4 87V86H3ZM38 87V88H37ZM52 87V86H51ZM80 87V86H79ZM204 87V86H203ZM258 87V89H259V87H260V85L259 86H257ZM63 88V87H62ZM61 88V89H62ZM106 88V87H105ZM144 88H146V87H144ZM154 88V87H153ZM158 87H156V89H157ZM160 88V87H159ZM230 88V89H231ZM252 88V87H251ZM256 88V87H255ZM60 89V90H61ZM75 88H73V90H74ZM219 89V88H218ZM250 89V88H249ZM254 89V88H253ZM1 90V89H0ZM51 90V89H50ZM76 90V89H75ZM74 90V91H75ZM77 90V91H78ZM159 90V89H158ZM248 90V89H247ZM31 91V92H30ZM63 91V90H62ZM153 91H155L154 89H153ZM264 91V90H263ZM30 92V93H29ZM42 92H44V93H46L47 95V97H44V98H42L43 97V95H45V94H42ZM60 92V91H59ZM147 92V91H146ZM146 92H145V94H146ZM217 92V91H216ZM221 92V91H220ZM223 92V93H224ZM14 93H12L13 95H14ZM53 93V92H52ZM54 93H55V91H54ZM58 93V92H57ZM120 93H123L122 95H120ZM213 93H215V92H213ZM222 93V92H221ZM11 94V95H12ZM142 94H144L143 93V91H142ZM194 94V93H193ZM10 95V96H11ZM56 95V94H55ZM54 95V96H55ZM158 95V94H157ZM57 96V95H56ZM86 96H88V95H86ZM85 96V97H86ZM4 97H5V100H4ZM66 97V98H67ZM80 97H82V96H80ZM84 97V98H85ZM15 98V97H14ZM149 98V97H148ZM108 99V98H107ZM109 99V100H110ZM145 99V98H144ZM153 99V98H152ZM14 100V99H13ZM56 100V99H55ZM93 100V99H92ZM169 100V99H168ZM15 101V100H14ZM45 101H48V102H46V103H44ZM89 101V100H88ZM91 101V100H90ZM94 101V102H95ZM104 101H105V103H104ZM144 101V100H143ZM213 101V100H212ZM13 102V101H12ZM16 102H18V100L16 101ZM35 102H38V103H40V105H42V103H43V105H42V107L40 108V106L38 107L37 105H36V103ZM55 102V101H54ZM75 102V103H76ZM91 102H93V101H91ZM91 102H89V103H91ZM111 102H110V106L112 105L111 104ZM153 102V101H152ZM9 103V106L12 104L11 103V101H9L8 102ZM58 103H57V106H58ZM80 103V105H81V102H79ZM78 103V104H79ZM89 103H88V106H89ZM141 103V102H140ZM209 103V102H208ZM213 103V102H212ZM211 103V104H212ZM0 104V105H1ZM129 104V103H128ZM148 104V103H147ZM261 104V103H260ZM90 105H92V104H90ZM94 105V104H93ZM92 105V106H93ZM95 105H96V102H95ZM112 105V106H113ZM131 106V107H134V106ZM137 105V104H136ZM213 105V104H212ZM8 106V105H7ZM19 106V105H18ZM87 106V105H86ZM87 106V108L88 109H90L89 107ZM109 106V105H108ZM139 106H140V104H139ZM138 106V107H139ZM143 106V105H142ZM211 106V105H210ZM252 106V105H251ZM11 107V106H10ZM20 107V106H19ZM18 107V108H19ZM35 107V108H36ZM85 107V106H84ZM98 107V106H97ZM114 107V106H113ZM121 107H123V106H121ZM121 107H120V110H121ZM137 107V106H136ZM149 107V106H148ZM151 107V106H150ZM33 108V107H32ZM36 108V109H37ZM60 108V109H59ZM107 108H109V107H107ZM213 108V107H212ZM214 108H215V105H214ZM14 109V108H13ZM15 109H16V107H15ZM20 110H21V107L19 108ZM23 109V108H22ZM58 109H59V112H60V110H61V113L64 115V114H66L65 116H62V114H61V116H60V118H62L61 120H60V118H58V115L56 114L57 113V111H58ZM84 109V108H83ZM82 109V110H83ZM93 109V108H92ZM92 109H91V111H92ZM100 109H101V107H100ZM111 108H109V110H110ZM113 109V108H112ZM118 109V108H117ZM125 109V108H124ZM140 109V108H139ZM9 110V111H8ZM25 110V109H24ZM29 110H30V108H29ZM81 110V111H82ZM85 110H86V107H85ZM85 110H83V112H85L84 113V115H86V111ZM103 110V109H102ZM123 110V109H122ZM127 110V109H126ZM132 110V109H131ZM216 110H212V112L213 111H216ZM1 111V110H0ZM14 111V110H13ZM17 111V110H16ZM26 111H28V110H26ZM25 111V112H26ZM43 111L45 112L44 114H45V116H42V114H43ZM106 111V110H105ZM113 111H118V110H116V109H114ZM129 111V110H128ZM134 111V110H133ZM132 111V112H133ZM140 111V110H139ZM249 111V112H248ZM18 112L19 111H17V113H14V115H15V117L17 118L16 120H19L20 119V115L18 114ZM21 112V111H20ZM31 112H32V110H31ZM36 112V111H35ZM40 112H42V114L40 113ZM59 112H58V114H59ZM82 112V113H83ZM110 112V111H109ZM118 112H121V111H118ZM211 112V113H212ZM34 113V112H33ZM33 113H32V115H33ZM77 113V114H76ZM81 112H79V114H80ZM122 113H124V112H122ZM126 113V112H125ZM128 113V112H127ZM131 113V112H130ZM134 113V112H133ZM137 113H138V111H137ZM136 113V114H137ZM264 113V112H263ZM263 113H262V115H263ZM129 114V113H128ZM139 114H141V113H138V115ZM174 114V113H173ZM6 115L4 116V117H2V118H6ZM36 115H37V113H36ZM36 115H34V116H36ZM87 115H89V114H87ZM213 116H215V114H212ZM31 116V115H30ZM116 116V115H115ZM134 116H135V114H134ZM199 116V115H198ZM206 116V115H205ZM248 116V115H247ZM247 116H243V117H246L245 119H247ZM24 118H27L28 117V115H27V117L24 115L23 116ZM77 117V116H76ZM117 117V116H116ZM216 118H217V116H215ZM235 117V118H234ZM249 117V116H248ZM30 118H32V117H30ZM29 118V119H30ZM58 118V119H57ZM84 118V117H83ZM87 118V117H86ZM126 118V117H125ZM134 118V117H133ZM196 118V117H195ZM207 118V117H206ZM213 118V117H212ZM234 118V119H233ZM21 119H23V118H21ZM64 119H66L64 122H63V120ZM88 119V118H87ZM211 119V118H210ZM221 119V118H220ZM219 119V120H220ZM244 119V118H243ZM243 119H239L240 120V122H241V120H243ZM245 119H244V122H248V121H245ZM1 120V119H0ZM6 120V119H5ZM28 120V119H27ZM83 120V119H82ZM84 120H85V122H84V125L85 124H87V121H86V119L84 118ZM83 120V121H84ZM203 120H205V119H203ZM214 120V119H213ZM217 120V119H216ZM215 120V121H216ZM222 120V121H223ZM26 120H24V122H25ZM29 121H31V120H28V122ZM60 121H62L61 123H60ZM218 121V120H217ZM224 121H223V123H224ZM235 121V120H234ZM2 122V121H1ZM23 122V123H24ZM32 122V121H31ZM77 122V123H76ZM236 122H239L238 120H236L235 122H233L232 124H234V123H236ZM11 123H9V126H7L9 129H8V132L9 133H11V141L13 142V143H11V144H13V148L12 149H14V150H16V152H17V149L18 148H16V144H14L15 142H17V140H18V138L20 139V137L22 136V134L23 135H25L26 137V139L27 140H24L25 138H24V136H22V138H24L23 139V141H21V139H20V141L19 142H24V141H26V142H24V143H20L21 144V149H23L22 148V146L25 148V150H27L26 148L28 147V145L29 144H27V141H28V135H29V131L28 132H26L27 131V129L28 128H30V126H29V124H25L26 126H28V128L26 127V126H24V127H22L23 128V132H22V134H21V136L20 135H17L18 134V132L20 131V129L18 130V128H20V126L18 127H16V128H14L15 127V125H16V122L14 123V127L11 125ZM219 124H220V121L218 122ZM218 123H216V124H218ZM241 123H243V121L241 122ZM250 123V122H249ZM89 124V123H88ZM215 124V123H214ZM215 124V125H216ZM244 124V123H243ZM80 125V124H79ZM197 125H199L198 123H197ZM206 125V124H205ZM214 125V126H215ZM235 125V124H234ZM4 126V125H3ZM33 125L31 124V127H32ZM165 127H166V125H164ZM200 126H203V125H199V127ZM239 126V125H238ZM85 127H86V125H85ZM160 127V126H159ZM158 127V128H159ZM164 127V128H165ZM198 126H196V128H197ZM204 127V126H203ZM213 127V126H212ZM217 127H219V126H217ZM1 128V127H0ZM76 128H77V126H76ZM88 127H86V129H87ZM150 128H151V126H150ZM193 128V127H192ZM191 128V129H192ZM15 129L17 130V131H15ZM160 129V128H159ZM210 129V128H209ZM212 129H214V127L212 128ZM232 129V128H231ZM236 129H238V128H236ZM30 130H32V129H30ZM76 130V129H75ZM78 130V129H77ZM76 130V131H77ZM189 130V129H188ZM194 130V129H193ZM199 130V129H198ZM206 130V129H205ZM219 130V129H218ZM233 130H234V128H233ZM232 130V131H233ZM14 131H15V134L18 136V138L16 139V141L14 142V140H13V133H14ZM86 130H85V128H84V132H85ZM157 131V130H156ZM166 131H167V129H166ZM190 131V130H189ZM206 131H208V130H206ZM214 131V130H213ZM17 132V133H16ZM63 132V133H64ZM73 132H74V130H73ZM73 132H71V134L73 133ZM84 132L82 133L83 135H84ZM160 132H164V130H161ZM193 132V131H192ZM198 132V131H197ZM201 133L203 132V129H202V131H200ZM205 132V131H204ZM234 132V131H233ZM1 133V132H0ZM21 132H19V134H20ZM70 133V132H69ZM76 133H78L77 135H79V133L81 134V132H76ZM75 133V134H76ZM86 133L88 134V131H86ZM166 133V132H165ZM165 133H163V134H165ZM194 134H196L195 132H193ZM214 133H216V132H214ZM232 133V132H231ZM264 133V132H263ZM3 134V133H2ZM1 134V135H2ZM28 134V135H27ZM74 134V133H73ZM156 134H157V132H156ZM162 134V133H161ZM205 134V133H204ZM82 135V136H83ZM86 135V134H85ZM98 135V134H97ZM201 135V134H200ZM209 135H211V134H209ZM3 136V135H2ZM20 136V137H19ZM187 136V135H186ZM197 136H199V132H198V134H197ZM65 137H67V138H65ZM72 137V136H71ZM74 137V136H73ZM84 137V136H83ZM87 137V136H86ZM96 137V136H95ZM157 137V136H156ZM160 137H161V135H160ZM185 137V136H184ZM183 137V138H184ZM189 137V136H188ZM47 138V137H46ZM76 138V137H75ZM75 138H73V139H75ZM79 138V137H78ZM88 138H90V137H88ZM100 138V137H99ZM80 139V138H79ZM85 139V138H84ZM92 139H93V137H92ZM91 139V140H92ZM95 139V138H94ZM185 139V138H184ZM184 139H183V141H184ZM44 140H47V139H45V137H44ZM75 140H77L78 141V139H75ZM96 140V139H95ZM187 140V139H186ZM223 140V139H222ZM4 141V140H3ZM69 141H70V139H69ZM74 141V140H73ZM158 141V140H157ZM0 142H1V140H0ZM71 142V141H70ZM82 142V141H81ZM97 142V141H96ZM100 142V141H99ZM160 142V141H159ZM205 142V141H204ZM43 143H44V141H43ZM42 143V144H43ZM58 143H59V145H58ZM86 143V142H85ZM103 143V142H102ZM101 143V144H102ZM202 143V142H201ZM231 143V142H230ZM6 144V143H5ZM97 144V143H96ZM96 144H92L91 143V145L90 146H92V145H96ZM99 144V143H98ZM97 144V145H98ZM164 144V143H163ZM173 144V143H172ZM192 144V143H191ZM199 144V143H198ZM0 145H1V147H2V143H0ZM45 145V144H44ZM56 145H58V146H56ZM66 145H68V144H65V146ZM71 145V144H70ZM75 145H76V143H75ZM77 145H80L79 143L77 144ZM88 145V146H89ZM104 145V144H103ZM161 145V144H160ZM169 145H170V143H169ZM264 145V139H263V141L261 142V145H260V147L261 146H263ZM15 146V147H14ZM43 146V145H42ZM69 146V145H68ZM72 146H73V144H72ZM84 146V145H83ZM101 146V145H100ZM143 146H144V144H143ZM163 146V145H162ZM199 146V145H198ZM207 146V145H206ZM4 147V146H3ZM6 147V146H5ZM9 148H8V151H9V153H10V151L12 152L13 150H11L10 149V145L8 146ZM12 147V146H11ZM46 147V148H47ZM78 147V146H77ZM99 147V146H98ZM103 147V146H102ZM214 147V146H213ZM42 148H44V147H42ZM65 149H66V147H64ZM75 148V147H74ZM80 148H82V146L80 147ZM90 148V147H89ZM88 148V149H89ZM93 148V147H92ZM178 148V147H177ZM233 148V147H232ZM262 148H264V146L262 147ZM3 149V148H2ZM5 149V148H4ZM67 149H69V151H70V148H68L67 147ZM73 149V148H72ZM83 149H85L84 147H83ZM166 149V148H165ZM191 149V148H190ZM47 150V149H46ZM52 150H53V152H52ZM65 151L66 152V150H64L63 148L60 150V151ZM74 150V149H73ZM93 150V149H92ZM95 150V149H94ZM143 150V149H142ZM206 150H207V148H206ZM3 151H6L7 152V150L5 149V150H3ZM35 151L36 152H38V151H41L40 150V147H36V149H35ZM79 151V150H78ZM96 151V150H95ZM108 151V150H107ZM110 151V150H109ZM112 151V150H111ZM169 151V150H168ZM211 151V150H210ZM234 151V150H233ZM257 151V150H256ZM1 152V151H0ZM15 152V151H14ZM14 152H12V154L14 155ZM71 152V151H70ZM100 152V151H99ZM204 152H205V150H204ZM3 153V152H2ZM39 153H41V152H39ZM44 153H46L45 151H44ZM44 153H43V155H44ZM62 153V152H61ZM64 153V152H63ZM62 153V154H63ZM68 153V152H67ZM67 153L65 154V155H67ZM208 153V152H207ZM246 153H248V152H246ZM246 153H244L245 155H247ZM11 154V153H10ZM19 154V153H18ZM18 154H17V156H18ZM38 154V153H37ZM47 154V153H46ZM74 154V153H73ZM96 154V153H95ZM112 154V153H111ZM110 154V155H111ZM190 154V153H189ZM204 154V153H203ZM212 154V153H211ZM217 154V153H216ZM230 155H231V153H229ZM233 154V153H232ZM237 154V153H236ZM242 154V153H241ZM240 154V155H241ZM244 154H242V155H244ZM263 154H264V150H262L261 148H260V150H259V152H257V156H263ZM39 155V154H38ZM43 155H41V156H43ZM48 155V154H47ZM51 155H49V157L51 156ZM64 155V154H63ZM70 155V154H69ZM97 155V154H96ZM98 155H99V153H98ZM103 155V154H102ZM239 155V154H238ZM239 155V156H240ZM253 155V154H252ZM0 156H2L1 154H0ZM5 156V155H4ZM20 156V155H19ZM18 156V157H19ZM44 156H46V155H44ZM77 156V155H76ZM196 156V155H195ZM235 156H237V155H235ZM234 156V157H235ZM238 156V157H239ZM6 157V156H5ZM22 158H23V155L21 156ZM48 156H46V158H47ZM58 157V156H57ZM65 157V156H64ZM70 157V156H69ZM68 157V158H69ZM71 157H73V155H71ZM176 157V156H175ZM215 157V156H214ZM232 158H233V155L231 156ZM238 157H237V160H239L238 159ZM241 157V156H240ZM239 157V158H240ZM245 157V156H244ZM244 157L242 158V159H244ZM248 157V156H247ZM254 157V156H253ZM9 158H10V156H9ZM11 158H12V156H11ZM14 158H16V157H14ZM53 158V157H52ZM67 158V159H68ZM140 158V157H139ZM184 158V157H183ZM186 158V157H185ZM216 159H217V157H215ZM222 158V157H221ZM240 158V159H241ZM246 158V157H245ZM263 158V157H262ZM2 159V158H1ZM19 159H21V158H19ZM50 159V158H49ZM49 159L47 160L48 162H49ZM59 159H60V157H59ZM79 159V158H78ZM135 159V158H134ZM198 159V158H197ZM214 159V158H213ZM218 159H219V156H218ZM261 159V158H260ZM3 160H4V157H3ZM16 161L18 160L17 158L15 159ZM15 160L13 161V162H15ZM21 160H23V159H21ZM29 160V159H28ZM28 160H26L25 159V161L23 162L22 161V163H26L27 165V167L30 169V170H32V172L34 171V168L36 167V165H33L32 163H28ZM76 160V159H75ZM74 160V161H75ZM209 160V159H208ZM221 160H223V159H221ZM228 160V159H227ZM235 160H236V158H235ZM246 160L247 161H249V163L247 164H245V165H249L250 167L252 166V167H254L255 168V163L256 164H258V162H259V158H257L256 159V157H254V158H251L250 160H249V158H246ZM262 160H264V159H262ZM261 160V161H262ZM2 161V160H1ZM19 161V160H18ZM46 161V162H47ZM52 161H53V159H52ZM52 161H50V163L52 164ZM73 161V160H72ZM71 161V162H72ZM78 161V160H77ZM98 162H99V160H97ZM166 161V160H165ZM203 161V160H202ZM219 161V160H218ZM224 161V160H223ZM233 161V160H232ZM242 160H240V162H241ZM260 161V162H261ZM3 162V161H2ZM32 162V161H31ZM45 162V161H44ZM61 162V161H60ZM64 162H66V160L64 161ZM70 162V163H71ZM97 162V163H98ZM130 162V161H129ZM196 162V161H195ZM222 161H220V163H221ZM240 162H237V163H240ZM243 162V161H242ZM244 162H246L245 161V159H244ZM263 162V161H262ZM261 162V163H262ZM16 163V162H15ZM17 163H19V162H17ZM17 163H16V165H17ZM33 163H34V161H33ZM55 163V162H54ZM63 163V162H62ZM69 163V164H70ZM165 163V162H164ZM199 163H201V162H199ZM214 163H216V162H214ZM213 163V164H214ZM219 163V164H220ZM227 163V162H226ZM226 163H224V165L226 164ZM229 163H231L230 161H229ZM261 163H260V165H261ZM7 164H9V163H7ZM12 164H14V163H12ZM45 164H48V163H45ZM202 164V163H201ZM200 164V165H201ZM232 165L233 164H236V162H232L231 163ZM230 164V165H231ZM264 164V163H263ZM54 164H52L51 166H53ZM64 165H65V163H64ZM67 165H68V160H67ZM144 165H146V164H144ZM193 165V164H192ZM198 165V164H197ZM197 165H195L197 168H198V166ZM216 165V164H215ZM214 165V166H215ZM241 165V164H240ZM49 166V165H48ZM66 166V165H65ZM64 166V167H65ZM70 166V165H69ZM128 166V165H127ZM167 166V165H166ZM170 166V165H169ZM195 166H193V167H195ZM207 166V165H206ZM213 166V167H214ZM235 166H238L237 164L235 165ZM244 166V165H243ZM10 167V166H9ZM8 167V168H9ZM47 167V166H46ZM245 167V166H244ZM244 167H242L241 168V170L244 168ZM247 167V166H246ZM251 167V168H252ZM257 167H258V169L260 170L261 168L260 167H262V166H259V164L257 165ZM7 168V167H6ZM209 168H210V166H209ZM209 168H207V169H209ZM211 168H212V166H211ZM227 168V167H226ZM232 169H235V167L233 168V167H231ZM10 169H12V168H10ZM56 168L54 167V168H49L48 167V169L46 168V174L48 175H51L52 174V172L55 170ZM199 169V168H198ZM213 169V168H212ZM222 169V168H221ZM232 169L230 170V171H232ZM238 170H239V168H237ZM246 169V168H245ZM256 169V168H255ZM8 170V169H7ZM64 170H65V168H64ZM192 170H194V169H192ZM211 170V169H210ZM210 170H207L208 172H210ZM236 170V169H235ZM238 170H236V171H238ZM250 170H253V169H250ZM4 172L3 173V175L2 174H0V185H2V186H7L11 181L12 182H16V180L10 175V173L8 172V171H6L4 168H2V166L0 167V173L1 172ZM12 171V170H11ZM168 171V170H167ZM195 171V170H194ZM218 171V170H217ZM248 171V170H247ZM261 171H263V173H264V168H263V170H260V172ZM65 172H67L66 170H65ZM148 172V171H147ZM204 172H206L205 170H204ZM208 172H206V175H207V173ZM213 172V171H212ZM212 172H210V173H212ZM235 172V171H234ZM233 172V173H234ZM242 172H243V174H244V172H246V170H242ZM255 172V171H254ZM195 173V172H194ZM216 173V172H215ZM218 173H219V171H218ZM224 173V172H223ZM222 173V174H223ZM229 173V172H228ZM231 173V172H230ZM239 173L241 174V172L239 171ZM248 173V172H247ZM250 173H252L251 171H250ZM250 173H248V174H250ZM262 173V172H261ZM66 175H67V178H68V176H69V173H65ZM196 174V173H195ZM205 174V173H204ZM237 174V172L235 173V175ZM240 174H238L237 176H239ZM260 173L258 172V175H259ZM5 175V178H3L2 176H4ZM145 175V174H144ZM218 175V174H217ZM233 176H234V174H232ZM247 175V174H246ZM258 175H256V176H258ZM261 175V174H260ZM262 175H264V174H262ZM195 177H196V175H194ZM209 176V173H208V175H207V177ZM220 176H221V174H220ZM219 176V177H220ZM223 176H225V175H223ZM227 176V175H226ZM229 176V175H228ZM233 176L230 178V179H233ZM241 176V175H240ZM239 176V177H240ZM244 176V175H243ZM215 177V176H214ZM237 178V180H239V179H241V178ZM246 177V176H245ZM67 178L65 177V180L67 181ZM202 178V177H201ZM207 179L206 178V176L205 177H203V179ZM226 178V177H225ZM244 178V177H243ZM250 178V177H249ZM249 178H247L248 180H249ZM258 178V177H257ZM260 178V177H259ZM223 179V178H222ZM234 179H235V177H234ZM254 179V178H253ZM42 180V179H41ZM145 180V179H144ZM148 180V179H147ZM228 180H229V178H228ZM227 180V181H228ZM236 180V179H235ZM245 180V179H244ZM96 181V180H95ZM152 181V180H151ZM222 181V180H221ZM226 181V180H225ZM250 183H251V178H250ZM261 181V180H260ZM259 181V182H260ZM14 182V183H15ZM44 182V181H43ZM138 182V181H137ZM186 182V181H185ZM212 182H213V184H214V181L212 180ZM219 182V181H218ZM234 182V180H232V183ZM236 182H238V181H236ZM239 182L240 183H238L237 185L238 186H240L241 185V181L239 180ZM244 182V181H243ZM255 182V181H254ZM98 183V182H97ZM135 183V182H134ZM143 183H144V181H143ZM150 183V182H149ZM153 183V182H152ZM187 183H189V184H191L190 182H187ZM211 183V182H210ZM249 183V184H250ZM258 183V182H257ZM257 183H256V185H257ZM264 183V182H263ZM195 184V183H194ZM205 184V183H204ZM245 184H247L246 182H245ZM248 184V185H249ZM184 185V184H183ZM195 185H197V184H195ZM237 185H236V187H237ZM148 186H152V185H148ZM180 186V185H179ZM187 186V185H186ZM192 186H193V184H192ZM191 186V187H192ZM243 186V185H242ZM245 186V185H244ZM247 186V185H246ZM255 186V185H254ZM141 187V186H140ZM215 187V186H214ZM251 187V186H250ZM258 187V186H257ZM256 187V188H257ZM56 188V187H55ZM94 188V187H93ZM181 188V187H180ZM179 188V189H180ZM182 188H183V186H182ZM193 188V187H192ZM197 188V187H196ZM200 188V187H199ZM204 187H202V189H203ZM238 188V187H237ZM236 188V189H237ZM241 188V187H240ZM57 189V188H56ZM59 189H61V188H59ZM58 189V190H59ZM86 189V188H85ZM140 189V188H139ZM247 189H249V188H247ZM54 190V189H53ZM62 190V189H61ZM136 190H138V189H136ZM153 190V189H152ZM173 190V189H172ZM194 190V189H193ZM86 192H85V198H84V205H83V208H84V212H86V215L88 216L87 218H90V220H88V219H86L85 220V223H86V225L87 224H90V225H92V222L93 221H91V220H93L92 219V217L94 216V215H96V214H98V213H100L101 214V216L98 218V222L99 223H102V221H104L103 222V224H101V225H99V223L96 225V227H95V231L98 233V236H100V235H105V236H115V232L117 231L118 232V229H120L121 228V222H120V220H119V218H118V216L116 215V212L114 211V209H112V206L110 207L108 204H107V202L102 198V199H97V198H95L91 193H90V191H93L92 190V188H88V189H86L85 190ZM180 192H183V191H181V190H179ZM199 191V190H198ZM253 191V192H252ZM252 191L250 192V193H248V191H247V193L248 194H250L252 197L253 196H255L256 194H258L259 195V193L261 194V191H262V194H263V192H264V190H262V189H260V188H258L256 191H254L253 189H252ZM179 192V193H180ZM177 193V192H176ZM176 193H174L173 192V194H176ZM217 193V192H216ZM247 193H243L244 195H246ZM140 194V193H139ZM172 194V195H173ZM191 194H193L192 192H191ZM190 194V195H191ZM197 193H195V194H193L194 196L196 195ZM261 194V195H262ZM10 195V194H9ZM14 195H15V193H14ZM182 195V194H181ZM235 195V194H234ZM186 196H187V194H186ZM242 196V195H241ZM247 196V195H246ZM257 196V195H256ZM263 196V195H262ZM261 196V197H262ZM190 197H192V196H190ZM260 197V198H261ZM14 198H16V197H14L13 196V200L12 201H10L9 203H8V201H7V204H5L6 203V201L4 202V201H2V199H1V206H0V216H2L3 214H4V212H8V214H9V212L10 211H12V214H11V216H13L14 217V215L15 214H17V216H15L16 217V221L18 222L17 223V226L14 228V231H12V233H15V236H16V234H18L19 236H21V240L23 241V239L24 238H27V241L26 242H24L23 241V243H22V241H20L19 240V238L17 237L16 239H13L14 237L12 236V233L10 232V231H8L10 234H6L5 233V230L6 229H2L3 228V226H4V224L5 223H7V222H5L4 224H3V220L2 219H0V222L3 224V226H2V224L0 223V254H2V255H0V264H9L10 262V264H123L125 261H124V259H121V258H119V260H117L116 258H114V257H112V255H107V254H110L111 252L110 251H113L114 252V256L117 254V253H122L123 252V248L122 249H120V250H117L115 247H114V245L112 244V242H110V247L109 248H106L105 249V247L103 248V249H105V250H99V251H97V247H95L94 249H92V250H88V249H86L85 247H83L84 248V250H85V253L83 252V256H82V254H80L79 252H80V249H81V247L80 248H77L78 250H76L75 248H74V244L73 243H71L70 242V240L69 239H71V233H70V231H68L70 228H69V225L70 224H68V226L66 227L67 229H65V232H66V235L65 236H62L60 239H59V243L65 248V251L64 252H62L60 249H56L55 247H53L51 250H47V247L46 246H44L43 248H42V246L44 245V242L47 240V239H55V233H53V230H55V228L53 227V230L51 231V232H49V235L47 236V238H46V240L44 239V229L42 228V229H35V232L33 233V235H32V239L30 240V242H28V232H27V229H28V227L26 226V228H25V231L23 232V230L22 229H20L22 226V220H24L25 219V216H24V219H22V213H23V210H21V209H18V208H20V207H24L23 205L22 206H17V208H15L14 206H15V199ZM129 198V197H128ZM174 198V197H173ZM185 198V197H184ZM195 198H197L196 196H195ZM199 198V197H198ZM201 198V197H200ZM137 199V198H136ZM186 199H189V198H186ZM263 199V198H262ZM200 200V199H199ZM190 201V200H189ZM262 202L260 203L261 204V206L263 207V211L261 210V211H258L257 210V213L256 214H254L253 213V215L252 216H254V217H251V219H249L250 220V222L248 223V225H246V228H242L241 230H239V231H241L240 233H242L243 234V237H245V238H243L242 236V238H240V237H238V238H236V236H234L236 239L234 240V242L235 243H233V244H229V246L231 245V250L230 249H228L227 250V253L228 254H230L231 255V257L229 256V259H231L232 261H233V263L234 264H248L249 263V261H251L252 259H253V262H252V264H264V237H262L261 239H263V241H257L256 239H254V237L256 236L257 238H258V236H257V234L259 233V231H261V230H264V216H262L261 214H263L264 215V203H263V201H264V199L263 200H261ZM79 201H78V198H77V203H78ZM171 202H172V200H171ZM170 202V203H171ZM210 202V201H209ZM185 203V202H184ZM12 204V205H11ZM23 204V203H22ZM148 204V203H147ZM189 204V206H190V202L188 203ZM187 204V205H188ZM196 204V203H195ZM216 204V203H215ZM14 205V206H13ZM171 205V204H170ZM174 205H175V202H174ZM12 208H11V207ZM130 206V205H129ZM148 206V205H147ZM181 206V205H180ZM192 206V205H191ZM220 206V205H219ZM241 206V205H240ZM243 206V205H242ZM10 207V208H9ZM171 207V206H170ZM176 206H174V209H176L177 207H178V205H177V207L175 208ZM195 207V206H194ZM205 207V206H204ZM238 207H239V205H238ZM82 208V209H83ZM127 208V207H126ZM197 208H198V206H197ZM196 208V209H197ZM220 208V207H219ZM258 208V207H257ZM128 209V208H127ZM135 209V208H134ZM150 209V208H149ZM196 209H193V212H195V211H197ZM236 209H237V207H236ZM192 209H190L189 210V213H190V211H191ZM246 210V209H245ZM229 212L231 211V210H228ZM228 211H226V212H228ZM238 211V210H237ZM236 211V212H237ZM239 211H241V210H239ZM83 212V213H84ZM192 212V211H191ZM236 212H234V214L236 213ZM261 212V213H260ZM3 213V214H2ZM151 213V212H150ZM153 213V212H152ZM172 213V212H171ZM184 213H186V212H184ZM237 213H239V212H237ZM241 213V212H240ZM239 213V214H240ZM7 213H5V215H6ZM7 214V215H8ZM25 214V213H24ZM23 214V215H24ZM41 214V213H40ZM85 214V213H84ZM170 214V213H169ZM192 214V216L191 217H193V214L195 215V213H191ZM203 214V216H204V213H202ZM206 214V213H205ZM231 214H232V212H231ZM233 214V215H234ZM5 215H3L2 216V218L5 216ZM10 215V214H9ZM83 215V214H82ZM82 215H81V219L83 220V217H82ZM174 215V214H173ZM176 215H177V213H176ZM236 215V214H235ZM241 215V214H240ZM261 215V217H259L258 218V220H257V217L258 216H260ZM10 216V217H11ZM41 216H42V214H41ZM175 216V215H174ZM178 216V215H177ZM186 217L188 216V214L187 215H185ZM189 216H190V214H189ZM214 216V215H213ZM212 216V217H213ZM217 216L218 217H220L219 216V214H217ZM237 216V215H236ZM8 216H6V218H7ZM172 217V216H171ZM195 217V216H194ZM202 217V216H201ZM231 217V216H230ZM161 218V217H160ZM177 217H175V219H176ZM184 218V217H183ZM183 218H182V221H183V224L184 223H186L184 220H187L186 218L183 220ZM204 218V217H203ZM214 218V217H213ZM4 219V221H5V217L3 218ZM11 219H12V217H11ZM30 219L31 218H28V224L27 225H29V221H30ZM36 219V216L35 215H33V220H35ZM158 219H159V217H158ZM163 219V218H162ZM162 219L161 220H158V221H162ZM171 219V218H170ZM169 219V220H170ZM195 219V218H194ZM9 221L10 220V218H7L6 219V221ZM76 220V219H75ZM156 221H157V218L155 219ZM168 220V221H169ZM172 220H173V218H172ZM176 220H178V219H176ZM210 220V219H209ZM211 220H213V219H211ZM229 220V219H228ZM257 220V221H256ZM12 221V220H11ZM38 221H39V219H37V223H38ZM191 221V220H190ZM193 221V220H192ZM13 222V221H12ZM11 222V223H12ZM15 222V221H14ZM14 222H13V224H14ZM24 222V221H23ZM153 222V221H152ZM163 222H166V221H163ZM172 222V221H171ZM213 222H215V221H213ZM212 221H206V224L204 225L205 227H206V230H203V231H206L205 233H200L201 235H196L195 236V240L197 241H195L196 242V245L198 246V248H200V247H202V246H207V245H209V248L210 247H214V248H217V250H219L218 249V246H217V244H214L215 243V239H216V235H215V231H216V228H214V226L216 227V225H212V223H213ZM224 222V221H223ZM9 224H7L8 225V227L10 228V230H11V228L13 229V227H12V224L10 223V222H8ZM83 223V222H82ZM169 223V222H168ZM173 223V222H172ZM177 223V222H176ZM180 223V222H179ZM240 223V222H239ZM143 224V223H142ZM161 224V223H160ZM164 224V223H163ZM171 224V223H170ZM187 224H188V221H187ZM15 225V224H14ZM13 225V226H14ZM54 225V223L52 222V226ZM107 225H111V227L113 226V228H110V229H108L107 228ZM149 226H153V225H149ZM164 226H165V224H164ZM167 226V225H166ZM187 226V225H186ZM191 226V225H190ZM225 226H227L226 224H225ZM238 226V225H237ZM7 227V228H8ZM146 227V226H145ZM160 227H162L161 225H160ZM160 227H159V229H160ZM6 228V227H5ZM32 228V227H31ZM151 228H153V227H151ZM165 228V227H164ZM163 228V229H164ZM168 228V227H167ZM182 228V227H181ZM230 228H231V226H230ZM84 229H85V227H84ZM150 229V227H148V230ZM236 229H237V232H238V228L236 227ZM49 230V229H48ZM153 229H151V231H152ZM165 230V229H164ZM226 230H227V227H226ZM229 230V229H228ZM157 231V230H156ZM163 230H161V232H162ZM30 232V231H29ZM33 232V231H32ZM224 232V231H223ZM229 232V231H228ZM233 232V231H232ZM5 233V234H4ZM31 233V232H30ZM143 233V232H142ZM149 234V238H148V241L146 242V244L145 245H147L148 246V244H151L152 243V245H153V240L155 239V238H157L158 237V235H155L156 233L157 234H159L158 232H154V231H152V233L151 232H148ZM239 233V232H238ZM240 233H239V235H240ZM221 234V233H220ZM224 234V233H223ZM228 235H229V233H227ZM241 234V235H242ZM260 235L262 234V231L259 233ZM12 237H11V236ZM147 235V234H146ZM161 235V234H160ZM228 235H226V236H228ZM232 235H233V233H232ZM235 235H236V233H235ZM263 236H264V233H263ZM45 237H46V235H45ZM97 237V235L95 236V238ZM103 237V236H102ZM116 237H118V235L116 234ZM162 237V235L160 236V238ZM234 237H233V239H234ZM261 237V236H260ZM99 238V237H98ZM98 238H96V239H98ZM174 238H175V236H174ZM177 238V237H176ZM219 238H221V241L219 242V243H223V242H225V241H223L224 240V238L223 237H221V236H219ZM230 238V237H229ZM228 238V239H229ZM158 239H159V237H158ZM243 239H245V241H246V244L244 245V243H243ZM73 241H76V240H74V239H72ZM162 240V239H161ZM160 240V241H161ZM194 240V239H193ZM253 240V241H252ZM108 241V240H107ZM111 241V240H110ZM159 241V242H160ZM174 241V240H173ZM192 241V240H191ZM190 241V242H191ZM229 241V240H228ZM255 241H257V243L259 242H262V245H263V248L262 247H260L258 244H256V242ZM20 242L22 243V244H20ZM164 242V241H163ZM163 242L161 241L160 243L161 244H163ZM189 242V244L191 245V243L192 244H194L195 245V242H191L190 243ZM171 243V242H170ZM217 243V242H216ZM165 244V243H164ZM50 244H47V246H49ZM140 245V244H139ZM142 245H144V244H142ZM152 245L150 246V247H152ZM170 245V244H169ZM190 245H189V248H190ZM194 245H191V246H194ZM224 245V244H223ZM226 245V244H225ZM148 246V247H149ZM164 246V245H163ZM168 246V245H167ZM167 246H165L166 248H167ZM205 246V247H206ZM220 244H219V248H220ZM146 247V246H145ZM155 247V246H154ZM153 247V248H154ZM156 247H158L157 245H156ZM169 247V246H168ZM180 247V246H179ZM188 247V246H187ZM194 247H196V246H194ZM205 247H204V249H205ZM247 247H249V248H247ZM74 248V249H73ZM153 248H151V250L153 249ZM162 248V247H161ZM171 248H173V247H171ZM181 248V247H180ZM203 248V247H202ZM207 248V247H206ZM230 248V247H229ZM257 248V250H258V248H259V250L257 251V252H255V249ZM136 249V248H135ZM134 249V250H135ZM142 249H143V247H142ZM146 249V248H145ZM148 249V248H147ZM159 249V248H158ZM191 249H194V248H191ZM196 249V248H195ZM201 249V248H200ZM212 249V248H211ZM221 249V248H220ZM223 249H224V246H223ZM221 250V251H226L225 249L224 250ZM157 250V249H156ZM162 250V249H161ZM160 250V251H161ZM163 250H164V248H163ZM169 250H170V248H169ZM173 250V249H172ZM172 250H171V252H172ZM206 250V249H205ZM210 250V249H209ZM251 250V251H250ZM2 251H4V252H2ZM11 251V252H10ZM41 251H46V252H50V256L49 255H47V256H44V257H41V258H46L45 260H43V262L41 261V258L39 257V253L41 252ZM100 251H102V253H104L105 255L103 256V255H101L99 252ZM128 251V250H127ZM140 251H141V248H140ZM143 251H145V250H143ZM150 251V250H149ZM153 251V250H152ZM152 251H150V252H152ZM159 251V252H160ZM174 251V250H173ZM207 251V250H206ZM220 251V250H219ZM229 251H230V253H229ZM250 251V252H249ZM117 252V253H116ZM142 252V251H141ZM147 252V251H146ZM157 252H158V250H157ZM162 252V251H161ZM166 251L164 250V252H163V254H161V256H165L164 258H168L169 257V253L167 254V255H165L164 253H165ZM170 252V253H171ZM178 252V251H177ZM185 252V251H184ZM208 252V251H207ZM218 252V251H217ZM249 252V253H248ZM12 253V255L14 256V261H11V260H9L8 259V257L9 256H11L10 254ZM69 253V254H68ZM127 253V252H126ZM125 253V254H126ZM136 253H139L138 251L136 252ZM149 253V252H148ZM156 253V252H155ZM223 253V252H222ZM258 255H257V254ZM140 254V253H139ZM138 254V255H139ZM144 254V253H143ZM143 254H141L142 256H143ZM157 254V253H156ZM177 254V253H176ZM215 254H217V253H214V255ZM255 254H256V256H255ZM52 255V256H51ZM132 255H133V253H132ZM131 255V257H132V260H134L136 257L135 256H132ZM137 255V254H136ZM150 255H152V254H150ZM178 255V254H177ZM209 255V254H208ZM213 255V256H214ZM152 256H154V255H152ZM212 256V255H211ZM57 257H60L61 258V260L59 261L58 260V258ZM145 257V256H144ZM214 257H216V255L214 256ZM126 258H128V257H126ZM125 258V259H126ZM149 258V260L151 259L150 257H148ZM163 257L161 258V260L162 259H164ZM213 258V257H212ZM212 258H210L209 257V259L211 260ZM217 258H220V257H217ZM222 258H223V256H222ZM12 259V258H11ZM50 259H56L55 261H52L51 263H46V261H48V260H50ZM140 259H143V258H140ZM139 259V260H140ZM201 259V258H200ZM224 259V258H223ZM138 260V259H137ZM176 260V259H175ZM206 260V259H205ZM207 260H208V257H207ZM206 260V261H207ZM217 259L215 258V261H216ZM153 261V260H152ZM152 261H150V262H152ZM154 261H155V259H154ZM154 261H153V263H154ZM173 261V260H172ZM219 261H221V259L220 260H218V262ZM142 262H144V261H142ZM141 261H140V264L142 263ZM146 262H147V258H146ZM164 262V261H163ZM177 262V261H176ZM212 262H214V258H213V261ZM212 262H210V263H212ZM217 261H216V263H213V264H217L218 263ZM223 262V261H222ZM221 262V263H222ZM171 263V262H170ZM204 263V262H203ZM226 263V262H225ZM126 264V263H125ZM139 264V263H138ZM147 264V263H146ZM151 264V263H150ZM206 264V263H205ZM207 264H209L208 262H207ZM224 264V263H223ZM226 264H228V263H226ZM250 264V263H249Z\"/></svg>","mask_w":264,"mask_h":264}]
</instances>
